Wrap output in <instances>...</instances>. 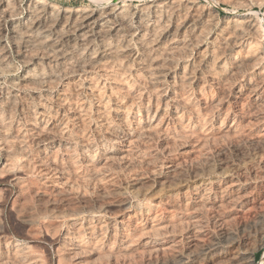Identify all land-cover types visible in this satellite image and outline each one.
<instances>
[{
    "label": "bare ground",
    "instance_id": "bare-ground-1",
    "mask_svg": "<svg viewBox=\"0 0 264 264\" xmlns=\"http://www.w3.org/2000/svg\"><path fill=\"white\" fill-rule=\"evenodd\" d=\"M29 1H31V0H29ZM89 1H97V0H89ZM103 1V0H102ZM152 1V0H151ZM154 1V0H153ZM157 1H159V0H157ZM163 1V0H162ZM185 1V0H184ZM237 1V0H236ZM254 1V0H253ZM261 1V0H260ZM19 2H20V0H19ZM46 4V2L45 1H42V0H32L29 4H27V5H25V8H26V6H27V11H26V13H25V16L21 19L20 18V20H18L17 22H11V23H9L10 24V34H11V39H12V45H13V48L16 50L15 52H23V55H25L24 54V52L26 53V55H27V57H26V61H25V64H26V66L28 67L29 66V68L30 69H26L27 70V76H28V81H30L29 80V77H30V79L32 78V76H33V78H32V80L31 81H33V82H36L37 84H41V86H49L50 84H52V83H56L55 81L60 77V76H63V75H75V74H77V75H83L84 76V78H85V80H86V83H87V89H88V94L95 100V103H97L98 104V115H96V117L98 116V118H99V121H97V122H99V124H100V126L101 127H103L106 131H107V133L109 132V134H112L111 135V137L112 136H115V138L117 137V136H120V135H123V134H126V133H133V132H135L136 134H135V137H136V135H137V137H139V138H137V139H135V141L137 140L138 142H137V144L140 146V147H147L148 146V144L149 143H151V141L149 142V140H147L146 139V137L148 138V137H150V139H153V138H151V136H155V135H157V139H158V136H163L164 138V140H165V142H164V149L166 150V151H172V150H170V147L172 148V145L171 144H177V145H179L180 147H185L186 145H189L190 147H191V151H193L194 149L195 150H199L198 151V153H200L201 152V150H204L203 149V147H205L206 146V144H208L207 146H209V145H211V144H213V142H214V145L215 144H217V142H218V144L217 145H213V149L215 150V153H216V151L217 152H221V149H223V148H221V143H223V141L224 140H228V141H230V143L233 145V146H237L238 147V145L240 144V142L242 143L244 140L246 141H248L247 143H249L251 146L250 147H252V149H257L256 147V145L257 144H264V54H263V52H262V50L263 49H261V45H260V43H261V41L260 40H262V36L264 35L263 34V30L261 29V26H259V21H258V23L257 22H255V20L254 19H252V18H250V16H249V14H246V13H243V14H235L234 15V18L232 19H229V20H231L230 21V23H229V25H227L226 27H222L221 28V30H217L218 31V33H215V36H214V34H213V36L211 35V31H210V28H209V31H203L204 29L202 28V31H200V30H198L199 29V26H201L200 24H202L201 22H199L198 20H189V22H187V20L186 21H181V20H179V22L178 23H176L175 22V24H166V23H168V22H166L167 21V9H164L163 8V5L161 6L160 4H158V2H156L155 3V1H154V3L153 2H150L151 4L149 5V6H146L145 8H148L147 10H145V11H142V13L141 12H139L140 14L139 15H137L136 17H135V19H133L132 18V20H129L128 19V16L126 15V13L124 12V6H122V7H115V6H113V5H115V4H106L105 6H103V5H101V7H99L98 9H95V10H88L87 9V7L85 8H82V7H78V8H74V9H70L69 7L68 8H62V9H60V7L59 8H55L54 6H49V4H48V6H46L44 3ZM52 2V1H51ZM165 2V1H164ZM173 2H176V1H174L173 0ZM178 2V1H177ZM235 2V1H234ZM255 2H256V0H255ZM11 3H13V2H11V0H10V2L8 1V0H0V15L1 14H3V15H5V16H8V17H12L11 15V13H12V11H13V9H11L13 6L11 5ZM103 3V2H102ZM123 3V2H122ZM153 3V4H152ZM160 3V2H159ZM171 3V2H170ZM184 3V2H183ZM182 3V4H183ZM187 3V2H186ZM192 3V2H191ZM195 3V2H194ZM237 3V2H236ZM242 3V2H241ZM247 3H248V1H247ZM250 3V2H249ZM124 4V3H123ZM147 4V3H146ZM149 4V3H148ZM163 4V3H162ZM166 4V3H165ZM172 4V3H171ZM176 4V3H175ZM180 4V3H179ZM179 4H177V5H179ZM51 5V4H50ZM52 5H53V3H52ZM139 5V4H138ZM187 5V4H186ZM195 5L197 6V4L195 3ZM205 5V4H204ZM211 5V4H210ZM12 6V7H11ZM85 6V5H84ZM142 6V5H141ZM144 6V5H143ZM165 6H167V5H165ZM180 6V5H179ZM188 6V5H187ZM186 6V7H187ZM248 6V5H247ZM15 7V6H14ZM67 7V6H66ZM98 7V6H97ZM137 7V6H136ZM139 7V6H138ZM168 7V6H167ZM171 7V6H170ZM177 7V6H176ZM176 7H174V8H176ZM184 7V9H185V6H183ZM197 7H199V6H197ZM251 7V6H250ZM16 8H18V7H16ZM88 8H90V7H88ZM139 8H141V7H139ZM144 7H142V9H143ZM166 8V7H165ZM173 8V7H172ZM172 8H169V9H171L172 10ZM188 8H189V6H188ZM190 8H191V5H190ZM200 8V7H199ZM201 8H202V6H201ZM92 9V8H91ZM128 8L126 7V9L125 10H127ZM134 9V8H133ZM138 9V8H137ZM178 9V8H177ZM183 9V8H182ZM182 9H180V11L182 10ZM140 10V9H139ZM144 10V9H143ZM170 10V11H171ZM186 10V9H185ZM184 10V11H185ZM191 10V9H190ZM194 10H196V9H194ZM201 10V9H200ZM236 10V9H235ZM246 10V9H245ZM17 11V10H16ZM129 11V10H128ZM130 11H132V10H130ZM135 11V10H134ZM174 11V10H173ZM172 11V12H173ZM212 11V10H211ZM24 12V11H23ZM189 12V11H188ZM195 12H200V11H198V9H197V11H195ZM203 12V11H202ZM207 12V11H206ZM215 12H217V11H215ZM16 13V12H15ZM54 13V15H52ZM125 13V14H124ZM130 13V12H129ZM136 13V12H135ZM187 13V12H186ZM185 14V13H184ZM199 14V13H198ZM198 14H196L197 16H198ZM210 14V13H209ZM212 14V13H211ZM210 14V15H211ZM216 14V13H215ZM178 15V14H177ZM189 14H187V16H188ZM195 15V16H196ZM201 15V14H200ZM199 15V16H200ZM179 16V15H178ZM198 16V17H199ZM132 16H130V18H131ZM183 17V16H182ZM181 17V18H182ZM192 17H194V16H192ZM197 17V18H198ZM202 17V16H201ZM201 17H199V18H201ZM251 17H252V15H251ZM177 18V17H176ZM175 18V19H176ZM180 18V19H181ZM217 18H219V17H217ZM225 18V17H224ZM253 18H255V17H253ZM1 19V18H0ZM174 19V20H175ZM178 19H179V17H178ZM177 19V20H178ZM188 19V18H187ZM203 19V18H202ZM202 19H201V21H202ZM206 19V18H205ZM211 19V18H210ZM228 19H225V20H228ZM10 20V19H9ZM134 20V21H133ZM173 20V19H172ZM207 20V19H206ZM229 20H228V22H229ZM169 21V20H168ZM181 21V22H180ZM196 21H198L199 22V26L197 25L198 24V22H196ZM9 22V21H8ZM203 22V21H202ZM228 22H225V23H228ZM208 23H210L209 21H208ZM220 23V22H219ZM218 23V24H219ZM9 24H8V26H9ZM216 24H217V21H216ZM210 25V24H209ZM211 25H213V24H211ZM220 25V24H219ZM218 25V26H219ZM223 25H225V24H223ZM213 26H215V25H213ZM204 27V26H203ZM220 27V26H219ZM6 28V27H5ZM264 28V27H263ZM205 29H207V28H205ZM215 29H216V27H215ZM9 30V29H8ZM7 31V30H6ZM215 31V30H214ZM216 31V32H217ZM4 33V32H3ZM9 36V35H8ZM3 37V36H2ZM202 37H204V39L205 38H209V39H211V40H209L210 41V49H208V54L207 53H205L204 52V55L203 56H201V57H203V58H206L205 60H206V64L204 63V60H203V63L205 64V68L203 69L204 70V79L205 80H202L203 78L201 77V75L198 73V74H196V70H194V67H193V64L191 65V63H188V64H183L182 63V58L185 56V54L186 53H183V51L185 50V52H186V50H192V48H195L197 51H195V54H196V56L198 55H202L203 53H201L202 51H203V48L201 47V40H202ZM213 37V38H212ZM204 39H203V41H204ZM11 42V41H10ZM207 42V41H206ZM7 43V42H6ZM133 43H135V44H133ZM208 43V42H207ZM204 44V43H203ZM209 45V44H208ZM3 47H4V45H3ZM136 47L137 48H139V50L141 51V55L143 56V61L140 63V66H141V69H142V71H143V73H144V78H143V82L146 84V86H147V88H148V91L150 92V95H149V97L147 96H145L144 95V97L145 98H147L146 100H147V103L144 105L145 107L142 109L143 111H144V115H145V118H144V115H143V119H142V117L141 118H132V120L131 121H129V119L128 118H130V117H127V116H125L124 115V109L125 108H127L129 105H131V103L132 102H134V100H136V93H135V89H134V87H133V84L134 83H132V81L129 79L130 77V75L131 74H129V76H128V73H130V72H128L129 70H127V68H129V66H132V65H128L127 66V64H126V62L132 57V56H134L135 54H136ZM205 47V46H204ZM209 47V46H208ZM207 47V48H208ZM1 48H2V46H1ZM200 48H202V49H200ZM201 51H200V50ZM1 50V49H0ZM6 50V49H5ZM187 51V52H188ZM206 51V50H205ZM18 53V54H19ZM137 53H139L138 52V49H137ZM189 53V52H188ZM194 53V52H193ZM201 53V54H200ZM7 54V53H6ZM6 54H4V52H2V51H0V64L2 63L3 64V60H4V57L6 56ZM5 55V56H4ZM25 55V56H26ZM138 55V54H137ZM189 55V54H188ZM192 55V54H191ZM136 56V55H135ZM197 56V58H199ZM187 58H188V56H186ZM11 58V57H10ZM139 58H140V56H139ZM22 60H24V58H21ZM184 59V58H183ZM188 59H190V58H188ZM188 59H187V61H188ZM12 60V59H11ZM134 61L136 60V59H133ZM133 60H131V61H133ZM194 60V59H193ZM196 60V59H195ZM199 60H201L200 58H199ZM198 60V62H200ZM136 61H139V60H136ZM135 61V62H136ZM197 61V60H196ZM202 61V60H201ZM4 62H6L5 60H4ZM22 62V61H21ZM24 62V61H23ZM130 62V61H129ZM43 63L44 64H46L47 65V67H48V71H46V69H44L43 68ZM131 63V62H130ZM193 63V62H192ZM195 63H197V62H195ZM137 64H139V63H137ZM134 65H136V63L134 64ZM172 65H179V67H180V69H179V71H177L178 73L175 75V74H173V72H172V74L173 75H171V77L169 76V71H170V68H171V66ZM203 65V64H202ZM30 66H32V69L33 68H36V69H38V74H36L32 69H31V67ZM185 66H188V67H185ZM197 66V64H195V67ZM201 66V65H200ZM1 68H2V66H0ZM47 67H45V68H47ZM133 67V66H132ZM137 67H138V65H137ZM44 69V71H46L47 72V74H45L44 73V71L42 72L41 70H43ZM135 68V67H134ZM131 69V68H130ZM136 69V68H135ZM134 69V70H135ZM139 69V68H138ZM199 69V68H198ZM1 70V69H0ZM3 70V69H2ZM1 70V71H2ZM5 70V69H4ZM25 70V71H26ZM176 70V69H175ZM37 71V70H36ZM130 71H132V70H130ZM138 71V70H137ZM253 71H255V72H253ZM32 72H34L33 74L34 75H32L31 73ZM42 72V73H41ZM139 72V71H138ZM175 72V71H174ZM198 72H200V71H198ZM251 72H253L252 74H251ZM97 73H100V75L101 76H103L104 78H102V79H104L105 81L107 80V81H109L108 83L109 84H107V85H109L108 87H109V94H112L111 95V99H112V101H113V103H112V108L113 109H115V110H117V112H115L117 115H115V116H117V118H115V119H118L119 120V123H120V126H121V129H114V128H111L110 127V124H109V120L111 119H109V120H107L110 116L108 115L109 114V112L111 113V111L112 110H110V106H108L109 104H107L106 103V101H105V99H104V91H103V86H104V82H103V84H102V86L100 85V81H98V79L97 78H95V74L96 75H99V74H97ZM132 73V72H131ZM136 73V72H135ZM134 73V74H135ZM142 73V72H141ZM140 73V74H141ZM169 73V74H168ZM176 73V72H175ZM202 73V72H201ZM3 74V73H2ZM138 74V73H137ZM99 75V76H100ZM143 75V74H142ZM175 75V76H174ZM23 76V75H22ZM132 76V75H131ZM140 76V75H139ZM165 76H169V77H167L169 80V82H171L172 83V85H173V89H172V86H171V89L172 90H166V89H162L163 87V85H162V81L164 80L165 81ZM77 77V76H76ZM79 77V76H78ZM136 77H138L137 75H136ZM24 78V77H23ZM62 78V77H61ZM66 78V77H65ZM99 78V77H98ZM202 78V79H201ZM26 79H27V77H26ZM72 79V78H71ZM70 79V80H71ZM81 79V78H80ZM136 79H138V78H136ZM66 80V79H65ZM25 81V80H24ZM22 82V83H24L23 85H25V82ZM27 81V80H26ZM58 81H60V80H58ZM75 82L76 81V79L75 80H72V82ZM82 81H84L83 79H82ZM136 81V80H135ZM134 81V82H135ZM138 81V80H137ZM205 81L206 82H209L211 85H213V87H215V89H217L215 92L217 93V96H212L211 94L209 95V93L211 92V90H210V92L208 93V94H204V93H206V92H203V94H202V90L203 89H201V88H203V84L205 83ZM72 82H70V83H72ZM78 82L79 81H77V84H78ZM81 82V81H80ZM142 82V83H143ZM27 83V82H26ZM31 83V82H30ZM66 83H68V82H66ZM76 83V82H75ZM193 83H195V86H194V91L191 89L192 87V85H193ZM209 83H207V84H209ZM21 84V83H20ZM29 84V83H28ZM37 84H33V85H36V87L38 86ZM58 84V83H57ZM74 84V83H73ZM74 85L73 87H72V90H70V93L72 94V95H74L75 96V98H73V99H75L76 100V98H78V97H76V96H80L79 95V90H81L82 88L81 87H78V85ZM80 84V83H79ZM84 84V83H83ZM137 84H139V83H137ZM22 85V86H23ZM53 85V84H52ZM51 85V86H52ZM62 85V84H61ZM69 85V87H68V90H69V88L71 87L70 86V84H68ZM168 85V84H167ZM40 86V87H41ZM56 86V85H55ZM136 86H138V85H136ZM26 87V86H25ZM67 87V86H66ZM164 87L166 88V86H165V84H164ZM81 88V89H80ZM136 88V87H135ZM209 88V87H208ZM56 89V88H55ZM63 89V88H62ZM61 89V90H62ZM65 89V88H64ZM63 89V90H64ZM71 89V88H70ZM146 89V88H145ZM170 89V88H169ZM207 89V88H206ZM226 89H230V90H226ZM30 90V89H29ZM60 90V91H61ZM105 90V89H104ZM107 90V89H106ZM140 90H141V88H140ZM34 91V90H33ZM39 91V90H38ZM59 91V93L56 95V96H54V99H50V97H52V95L51 96H49V99L50 100H52L53 102H55V103H57V104H59V105H61V107H66V109L68 110L69 109V111L70 112H72V115L74 116L73 118H75L76 120H77V122H79V126H80V124H81V126L82 127H88L89 126V124L88 123H86V121L84 120V118H85V112H86V108L87 107H89V106H87L85 109H84V107L83 106H81V105H79V104H77V103H79L78 102V100H77V103H75L74 105H69V104H66L67 102H66V100H65V98H67L68 99V97L70 98V96H68V97H66L65 95H64V93H61ZM65 91V90H64ZM82 91V90H81ZM84 91H85V89H84ZM194 92V96H195V99H194V97H192V94H191V92ZM204 91V90H203ZM206 91V90H205ZM214 91V90H213ZM86 92V93H87ZM26 93V92H25ZM33 93V92H32ZM57 93V92H56ZM69 93V94H70ZM141 93V92H140ZM139 93V91H138V93H137V95L138 94H140ZM143 93V92H142ZM145 93H146V91H145ZM215 93V94H216ZM39 94V93H38ZM148 94V93H147ZM34 95V94H33ZM36 95V94H35ZM87 95V94H86ZM85 95V96H86ZM84 96V97H85ZM88 96V95H87ZM107 96H108V94H107ZM141 96V95H140ZM143 96V95H142ZM10 97V96H9ZM21 97V96H20ZM34 97V96H33ZM47 97V96H46ZM73 97V96H72ZM89 97V96H88ZM143 97V98H144ZM8 98V97H7ZM12 98V97H11ZM27 98V97H26ZM35 98V97H34ZM81 98V97H80ZM80 98H78V99H80ZM174 99L175 100V106L174 105H172V106H170L169 108H167V111H166V109H165V111H166V114L168 113L171 117H172V119L175 121V123L174 124H176V130L177 131H175V130H170L171 128L169 127V129H168V127H167V124H168V121L166 122V118H163L162 117V115H164L163 114V112H162V114H161V112L160 111H164V110H162L163 108H165V106L163 105V103H165L166 104V102H168L167 100H169V99ZM33 99V98H32ZM72 99V98H71ZM72 99V100H73ZM91 99V98H90ZM110 99V98H109ZM226 99H229L230 100V104L233 106V108H234V111L232 112L231 111V109H230V107H229V110H227V112H226V110H224V112H223V115L221 116V113L222 112H220V113H218V114H216V112L217 111H221V109L223 108V103L225 102V101H227ZM4 100L6 101V99L4 98ZM7 100H9V99H7ZM15 100V99H14ZM13 100V101H14ZM23 100V99H22ZM25 100L27 101V99H25L24 98V101L23 102H25ZM37 100V99H36ZM36 100H35V102H36ZM45 100V99H44ZM48 100V99H47ZM47 100H46V103H47ZM72 100L70 101V102H72ZM82 100H83V97H82ZM88 100V99H87ZM174 100H172L173 102H174ZM11 101V100H10ZM13 101H11V104L13 103ZM30 101V100H29ZM28 101V102H29ZM39 102H40V100H38ZM89 101V100H88ZM87 101V102H88ZM107 101H108V99H107ZM111 101V102H112ZM170 101V100H169ZM4 102V101H3ZM7 102V101H6ZM18 102V101H17ZM32 102V101H31ZM30 102V103H31ZM39 102H37V103H39ZM44 102V101H43ZM75 102V101H74ZM73 102V103H74ZM92 102V101H91ZM110 102V101H109ZM138 102V101H137ZM139 102H141V100L139 101ZM146 102V101H145ZM151 102V103H150ZM171 102V101H170ZM2 103V102H1ZM14 103H16V101L14 102ZM33 103V102H32ZM41 103V102H40ZM39 103V104H40ZM45 103V107H46V104ZM69 103V102H68ZM72 103V104H73ZM85 103V102H84ZM152 104L153 103V105H155V106H153L154 107V109H152V108H148V107H150L149 105L150 104ZM172 103V102H171ZM226 103V102H225ZM228 103V102H227ZM11 104H9V102H8V104H7V107L8 108H10L11 107ZM17 104H21V102L19 103H17ZM16 104V105H17ZM25 104V103H24ZM28 104V103H27ZM35 104V103H34ZM42 104V103H41ZM41 104H40V106H39V111H40V113H44L45 112V109L47 108H45V107H43V106H41ZM50 104V103H49ZM81 104V103H80ZM139 104V103H138ZM137 104V105H138ZM168 104V103H167ZM87 105V104H86ZM86 105H84V106H86ZM136 105V104H135ZM140 105V106H139ZM138 106L139 107H141L142 108V106H141V104H139ZM162 106L163 105V108L162 109H160V108H158V106ZM170 105V104H169ZM22 106H24L23 104H22ZM28 107H34V105L32 106V105H27ZM37 106V105H36ZM50 106V105H49ZM58 106V105H57ZM133 106V105H132ZM157 106V107H156ZM227 107H228V105H226ZM27 107V108H28ZM94 107H95V105H94ZM167 107V106H166ZM198 107H199V109H198ZM35 108H37V107H35ZM58 108V107H57ZM92 108V107H91ZM129 108V107H128ZM136 108V107H135ZM135 108H134V110H135ZM140 108V109H141ZM5 109V107L4 106H2V105H0V116H1V113H2V111ZM23 109V108H22ZM29 109H32V108H29ZM29 109H27L26 111H29ZM48 109H50V107L48 108ZM63 109V108H62ZM90 109V108H89ZM94 109V108H93ZM96 109V108H95ZM96 109V110H97ZM133 109V108H132ZM11 109H9V111H10ZM24 110V109H23ZM66 110V111H67ZM92 110V109H91ZM91 110H87V111H91ZM131 110V109H130ZM133 110V111H134ZM137 110H139V109H137ZM186 110L192 115L191 117H188L189 115H187V117H186V115H185V112H186ZM8 111V110H7ZM32 111H35L34 110V108H33V110ZM31 111V112H32ZM47 111V110H46ZM49 111V110H48ZM47 111V112H48ZM64 111V110H63ZM62 111V112H63ZM92 111H94V110H92ZM91 111V112H92ZM14 112V111H13ZM23 112V111H22ZM47 112H46V114L45 115H47ZM50 112V111H49ZM53 112V111H52ZM58 112V111H57ZM61 112V111H60ZM97 112V111H96ZM127 112V111H126ZM187 112V114H189ZM24 113H25V111H24ZM37 113H38V110H37ZM87 113V112H86ZM128 113H130L129 111H128ZM138 113V115L140 116V114H139V112H137ZM5 115H6V113H4ZM51 114V113H50ZM57 114V113H56ZM69 114V113H68ZM88 114H90V113H88ZM93 114V113H92ZM126 114V113H125ZM143 114V113H142ZM165 114V115H166ZM216 114V115H215ZM21 115H23V114H21ZM29 115V114H28ZM38 115V114H37ZM37 115H35V117L37 116ZM87 115V114H86ZM130 115V114H129ZM168 115V116H169ZM9 116V115H8ZM27 116V115H26ZM26 116H25V118H26ZM32 116V115H31ZM41 116H43V115H41ZM53 116H54V114L52 113V118H53ZM61 116V115H60ZM64 116V115H63ZM93 116V115H92ZM95 116V115H94ZM107 116H108V118H107ZM113 116V115H112ZM142 116V115H141ZM6 117V116H5ZM28 117V116H27ZM30 117V116H29ZM28 117V118H29ZM33 117V116H32ZM47 116H45V117H42V119L43 118H46ZM50 117V116H49ZM54 117H56V116H54ZM90 116H88V119L89 120H91V118H89ZM95 117V118H96ZM11 118V117H10ZM10 118H7V120L9 121V119ZM28 118H26V120H28ZM37 118V117H36ZM48 118V117H47ZM46 118V119H47ZM57 118V117H56ZM62 118V117H61ZM94 118V119H95ZM168 118V117H167ZM6 118H4L3 119V121L5 120ZM12 119V118H11ZM10 119V120H11ZM32 119V118H31ZM34 119V118H33ZM49 119V118H48ZM48 119H47V121H48ZM58 120L60 119L59 118V115H58V118H57ZM64 120H65V118H63ZM69 120H70V118H68ZM97 119V118H96ZM95 119V120H96ZM114 119V120H115ZM166 119V120H165ZM169 119H171L170 117H169ZM25 120V121H26ZM35 120V119H34ZM34 120L32 121V120H30L29 119V121H32V123H34ZM43 120H45V119H43ZM50 120V119H49ZM53 120V119H52ZM52 120H50V122L52 121ZM71 120H72V118H71ZM74 120V119H73ZM72 120V121H73ZM86 120H87V118H86ZM112 120V119H111ZM172 120V121H173ZM209 120H215L214 122H215V125L213 124V126H212V124H210L209 122ZM2 121V119H1V117H0V125H1V128H2V131H4V130H6V129H4V126H6V125H4L3 126V124L5 123V122H3ZM17 121V120H16ZM37 121H39V120H37ZM3 122V123H2ZM10 122V121H9ZM12 122V121H11ZM24 122V121H23ZM41 122V121H40ZM40 122H38V123H40ZM43 122H45V121H43ZM49 122V123H50ZM65 122H67V120L65 121ZM94 122V121H93ZM171 122V121H170ZM8 123V122H7ZM64 123V122H63ZM70 123V122H69ZM75 123H76V121H75ZM95 123V122H94ZM111 123V122H110ZM172 123V122H171ZM9 124V123H8ZM31 124V123H30ZM50 124H52V123H50ZM65 124H67V123H64V125ZM71 124H72V122H71ZM78 124V123H77ZM10 125H11V123H10ZM10 125H9V128H10ZM19 125V124H18ZM21 127H22V122H21ZM20 125H19V127H20ZM24 125V124H23ZM27 125H28V122H27ZM34 125V124H33ZM43 125V124H42ZM49 125V124H48ZM70 125V124H69ZM112 125H113V122H112ZM118 125V124H117ZM172 125V124H171ZM30 126V125H29ZM29 126H27V127H29ZM38 126V125H37ZM75 126H76V124H75ZM93 126V125H92ZM96 126H98V125H96ZM114 127H115V124L113 125ZM173 126V125H172ZM12 127V126H11ZM15 127H16V124H15ZM18 127V128H19ZM32 127V126H31ZM43 127H45V126H43ZM42 127V128H43ZM99 127V126H98ZM173 127H175V126H173ZM8 128V127H7ZM24 128V127H23ZM35 128V127H34ZM39 128V127H38ZM47 128V127H46ZM49 128V130H45V131H43V130H41L42 132H39L38 130H40V129H38L37 130V128H36V130L37 131H33L34 133L35 132H39V133H37L36 135H37V137L36 138H38L39 137V140L40 141H45V140H47V139H50V138H52V137H58V138H63V140L64 139H67V138H69L70 137V132H72V131H70L69 133L66 131V129H67V126H65V129H64V127L62 126V124L61 123H59V122H54L53 123V125H52V128L51 127H48ZM47 128V129H48ZM77 128V127H76ZM89 129H90V127H88ZM103 128H101V129H103ZM119 128V127H118ZM11 129V128H10ZM16 129V128H15ZM14 129V130H15ZM20 129V128H19ZM25 129V128H24ZM28 129V128H27ZM69 129V128H68ZM78 129V128H77ZM80 129H81V127H80ZM84 129V128H83ZM82 129V130H83ZM92 129V128H91ZM96 129V128H95ZM174 129V128H173ZM8 130V129H7ZM6 130V131H7ZM22 130V129H21ZM26 130V129H25ZM32 130H34L33 129V127H32ZM85 130H86V128H85ZM84 130V131H85ZM98 130V129H97ZM17 131V130H16ZM15 131V132H16ZM69 131V130H68ZM89 130H87V132H88ZM93 131V130H92ZM91 131V132H92ZM96 131V130H95ZM94 131V132H95ZM101 131V130H100ZM9 132V130L7 131V133ZM20 132H22V131H20ZM25 132V131H24ZM24 132H22V134H24ZM29 132V131H28ZM78 132L79 133H77V132H74V133H76V136H75V138L76 139H79L77 142H79L80 140L81 141H87V139L88 138H90L91 139V137H86L85 136V134H86V131L83 133V131H79L78 130ZM4 133V132H3ZM30 133V132H29ZM28 133V134H29ZM32 133V132H31ZM96 133H98L99 134V132H96ZM95 133V134H96ZM2 134V133H1ZM5 134V133H4ZM25 134H26V132H25ZM24 134V138H26L25 136H27V135H25ZM92 134V133H91ZM101 134V133H100ZM7 135V134H6ZM9 135H12V134H10L9 133ZM15 136H12V137H14V141L17 143V147H19V148H25L24 146L26 145L27 146V144H25V143H23L24 142V138H23V135H21L19 132L17 133V134H14ZM30 135V134H29ZM35 135V134H34ZM35 135V136H36ZM97 135V134H96ZM95 135V136H96ZM104 135H106V134H104ZM32 136V135H31ZM93 136V135H92ZM99 136V135H98ZM101 136V135H100ZM109 136V135H108ZM123 136H126V135H123ZM131 136V135H130ZM133 136H134V134H133ZM1 137L2 138H4V135L2 136L1 135ZM0 137V138H1ZM10 137V136H9ZM9 137H7L6 138V136H5V138L4 139H9ZM28 137V136H27ZM134 137V138H135ZM29 138H32V140L30 141V142H32L33 141V137H29ZM55 138H53V139H55ZM93 138V137H92ZM95 138V137H94ZM101 138V137H100ZM102 138H104L103 136H102ZM101 138V139H102ZM118 138H120V137H118ZM131 138V137H130ZM162 138V137H161ZM160 138V139H161ZM10 139H12V138H10ZM27 139V138H26ZM69 139H71V138H69ZM121 139V138H120ZM124 139V138H123ZM36 140V139H35ZM57 140V139H56ZM117 140V139H116ZM131 140H133V139H131ZM38 141V140H37ZM80 141V142H81ZM98 141V140H97ZM101 141V140H100ZM125 141V140H124ZM128 141V140H127ZM127 141H125V142H127ZM134 141V142H135ZM154 141V140H153ZM158 141V140H157ZM161 141H162V139H161ZM1 142V141H0ZM5 144H7L6 142H5V140L3 141ZM7 142H11V141H7ZM39 142V141H38ZM50 142V141H49ZM66 142V141H65ZM64 142V143H65ZM71 142V141H70ZM91 142V141H90ZM124 142V143H125ZM149 142V143H148ZM216 142V143H215ZM226 142V141H225ZM28 143V142H27ZM52 143H53V141H52ZM75 143V142H74ZM92 143V142H91ZM129 143H130V141H129ZM132 143V142H131ZM136 143V142H135ZM154 143H156V141H154ZM246 143V144H247ZM1 144H3V143H1ZM4 144V146H6ZM10 144H12V142L10 143ZM14 144V143H13ZM23 144H24V146H23ZM42 144V143H41ZM51 144V143H50ZM79 144V143H78ZM133 144V143H132ZM229 144V143H228ZM228 144H225V145H228ZM243 144V143H242ZM245 144V143H244ZM9 145V143L7 144V146ZM49 145V144H48ZM73 145V144H72ZM82 145V144H81ZM108 145V144H107ZM120 145V144H119ZM125 145V144H124ZM147 145V146H146ZM151 145H153V144H150V146ZM163 145V144H162ZM177 145H175V146H177ZM223 145H224V143H223ZM230 145V144H229ZM261 145L260 146H258V147H261ZM10 146V145H9ZM13 146V145H12ZM14 146H15V144H14ZM13 146V147H14ZM29 146H31L30 144H29ZM40 146H42V145H40ZM46 146V145H45ZM87 146V145H86ZM127 146V145H126ZM132 146V145H131ZM149 146V147H150ZM159 146V145H158ZM161 146V145H160ZM188 146V147H189ZM263 146V145H262ZM44 147V146H43ZM63 147V146H62ZM85 147V146H84ZM124 147V146H123ZM129 147H130V144H129ZM152 147V146H151ZM163 147V146H162ZM220 147V148H219ZM227 147V146H226ZM231 147V146H230ZM241 147V146H240ZM245 148H246V146H244ZM264 147V146H263ZM6 148L8 149V147H5V148H3V149H5V152H6ZM15 148V147H14ZM67 148V147H66ZM68 148H70V147H68ZM86 148V147H85ZM115 148V147H114ZM134 147L132 146L131 148H126V149H119L118 151H116V152H111V154L109 155V157L110 158H112V157H114V158H116V160H119V161H121V163L120 164H123V166H124V164L127 166H129L130 165V163L132 164V161H135V163L136 162H139V163H145L146 165H149L150 163H152L153 164V162H154V160L153 159H150L149 157H151L152 155H150V153H149V151H148V155H150L148 158L145 156V157H143L142 155L145 153L146 154V152H147V150H146V152L144 151V153L142 154V155H140L139 153H142V152H139V153H137V151H135L136 149H137V147H136V149L134 150L133 149ZM175 147H173V151L175 150L174 149ZM209 148H211L212 149V147H210L209 146ZM234 148H236V147H234ZM10 149H11V147H10ZM27 149V148H26ZM40 149V148H39ZM38 149V150H39ZM71 149V148H70ZM74 149V148H73ZM106 149V148H105ZM115 149H117V148H115ZM114 149V150H115ZM157 148H155V151H157L156 150ZM160 149H162V148H160ZM183 149V148H182ZM187 149V148H186ZM189 149V148H188ZM193 149V150H192ZM205 149H207L206 147H205ZM211 149H207V150H211ZM227 149V148H226ZM238 149V148H237ZM260 149V148H259ZM12 150V149H11ZM14 150V149H13ZM15 150H17V149H15ZM14 150V151H15ZM23 150V149H22ZM25 150V149H24ZM23 150V151H24ZM51 150V149H50ZM52 150H53V148H52ZM54 150H55V152H57L56 150V148H54ZM53 150V151H54ZM58 150H60V149H58ZM64 150V149H63ZM86 150V149H85ZM110 150H112V149H110ZM110 150L108 149V150H106V152L107 151H109L110 152ZM145 150V149H144ZM163 150V149H162ZM177 150V149H176ZM184 150H185V148H184ZM193 151V152H197V151ZM232 150V149H231ZM18 151V154H19V152L21 153L22 151H21V149H20V151H19V149L17 150ZM33 151V150H32ZM47 151V150H46ZM65 151H66V149H65ZM69 151V150H68ZM72 151V150H71ZM74 151V150H73ZM83 151V150H82ZM139 151V150H138ZM142 151V150H141ZM166 151H165V153H166ZM188 151H190V150H188ZM205 152H206V150H204ZM204 151H202L201 152V154L204 152ZM224 151V150H223ZM228 151H230V150H228ZM234 151V150H233ZM244 151H247V149L245 150L244 149ZM252 151V150H251ZM264 151V150H263ZM263 151H261L260 150V152H263ZM7 152H9V150H7ZM42 152V151H41ZM44 152V151H43ZM49 152V151H48ZM47 152V153H48ZM52 152V151H51ZM50 152V153H51ZM87 152H89V151H87ZM161 152V151H160ZM163 152V151H162ZM178 152V151H177ZM212 152V151H211ZM226 152V151H225ZM238 152V151H237ZM240 152H241V150H240ZM257 152V151H256ZM13 153H16V151L15 152H11L10 153V155L6 158V160L5 161H9V162H13V161H11L12 159H17V162H18V160H20L19 158H16V157H14V154ZM23 153V152H22ZM39 153V152H38ZM68 153V152H67ZM71 153V152H70ZM70 153L68 154V155H70ZM74 153V152H73ZM82 153V152H81ZM92 153V152H91ZM153 153H154V151H153ZM165 153H163V154H165ZM168 153V152H167ZM187 153V152H186ZM186 153H183V154H185L186 155ZM209 153V155L210 154H212V153H210V152H208ZM208 153L206 152V156H208ZM215 153H213V155L215 154ZM234 153V152H233ZM245 153V152H244ZM252 153V152H251ZM255 153V152H254ZM258 153V152H257ZM264 153V152H263ZM13 154V155H12ZM17 154V155H18ZM30 154V153H29ZM65 154H66V152H65ZM74 154H76V153H74ZM104 154H107V153H104ZM159 154V153H158ZM157 154V155H158ZM160 154H162V153H160ZM168 154H170V153H168ZM176 154V153H175ZM183 154H180V157H181V155H183ZM188 154V153H187ZM223 154V153H222ZM225 154V153H224ZM230 154V153H229ZM238 154V153H237ZM237 154H235V155H237ZM246 154V153H245ZM260 154V153H259ZM262 154V153H261ZM3 155V154H2ZM8 155V154H7ZM16 155V154H15ZM23 155V154H22ZM21 155V157H23ZM27 155V154H26ZM35 155V154H34ZM43 155H46L45 154V152L43 153ZM55 156L54 157H56V154H54ZM72 155V154H71ZM147 155V156H148ZM156 155V157H158ZM172 155V157H175V156H173V154H170V156ZM177 155H179L178 153H177ZM190 155V154H189ZM192 156H195V155H193V154H191ZM200 155V154H199ZM199 155H197V156H199ZM203 155V154H202ZM213 155H210V156H213ZM247 155H249V153L247 154ZM251 155V154H250ZM25 156V155H24ZM37 156V155H36ZM67 156V155H66ZM76 156V155H75ZM104 156V155H103ZM162 156V155H161ZM166 156V155H165ZM187 156V155H186ZM204 156V155H203ZM203 156H201L200 155V157H203ZM223 156V155H222ZM238 156V155H237ZM243 156V155H242ZM254 156V155H253ZM256 156V155H255ZM254 156V157H255ZM257 156H258V154H257ZM256 156V157H257ZM261 156V155H260ZM18 157H20L19 155H18ZM20 157V158H21ZM27 157V156H26ZM26 157H24V158H26ZM39 157V156H38ZM41 157H42V159L43 160H40V162H45V160H44V156H42L41 155ZM59 157V156H58ZM101 157V156H100ZM153 157H154V155H153ZM153 157H151V158H153ZM163 157V156H162ZM161 157V158H162ZM184 155H183V160H184ZM189 157V156H188ZM187 157V158H188ZM199 157V158H200ZM221 157V156H220ZM231 157V156H230ZM241 157V156H240ZM255 157V158H256ZM23 158V159H24ZM29 158V157H28ZM46 158H47V155H46ZM53 158V157H52ZM69 158V157H68ZM72 158H73V155H72ZM70 159L69 158V160H73V159ZM86 158V157H85ZM89 158V157H88ZM93 158V157H92ZM92 158H90V159H92ZM109 158V159H110ZM161 158H154L155 160H157V159H161ZM190 158V157H189ZM192 158H194V157H192ZM192 158H190V160H192ZM195 158H197V157H195ZM204 158V157H203ZM225 158V157H224ZM238 158H239V156H238ZM248 158V157H247ZM246 158V159H247ZM250 158V157H249ZM259 158V157H258ZM264 158V157H263ZM5 159V158H4ZM31 158H29V160H30ZM34 159V158H33ZM48 159V158H47ZM46 159V164L48 163L47 161H49V160H47ZM51 159V158H50ZM57 159V158H56ZM56 159H52V160H56ZM65 159H67V158H65ZM89 159V160H90ZM108 159V158H107ZM109 159H108V161H109ZM169 159V158H168ZM175 159V158H174ZM180 159V158H179ZM205 159V158H204ZM204 159H203V161H204ZM208 159H209V157H208ZM210 159H211V157H210ZM217 159V158H216ZM245 159V160H246ZM261 159V158H260ZM22 160V159H21ZM26 160H28V159H26ZM25 159H24V161L23 162H25L26 161ZM29 160L28 161H26V163L28 162L29 163ZM61 160V159H60ZM84 160V159H83ZM98 160H100V158L98 159ZM105 160V159H104ZM111 160V159H110ZM171 160V159H170ZM173 160V159H172ZM178 160V159H177ZM181 160V159H180ZM179 160V162H182V164H183V161H180ZM186 160V159H185ZM188 160V159H187ZM186 160V161H187ZM196 160V159H195ZM197 160H198V158H197ZM196 160V161H197ZM200 160H201V158H200ZM226 161L228 160V158L227 159H225ZM225 160H223V161H225ZM35 162H36V158H35V160H34ZM59 161V160H58ZM63 161H64V159H63ZM67 161V160H66ZM102 161V160H101ZM100 161V162H101ZM106 161V160H105ZM118 161V162H119ZM169 161V160H168ZM189 161V160H188ZM187 161V162H188ZM205 161H206V159H205ZM208 161V160H207ZM222 161V162H223ZM3 162V161H2ZM15 162V161H14ZM14 162H13V164H14ZM16 162V163H17ZM65 162V161H64ZM73 162V161H72ZM72 162H71V164H72ZM85 162V161H84ZM92 163H93V161H91ZM94 162H95V160H94ZM97 162V161H96ZM99 162V161H98ZM111 162V161H110ZM123 162V163H122ZM159 161H157V163H158ZM161 162H162V160H161ZM160 162V163H161ZM170 162H172V161H170ZM169 162V163H170ZM174 162H175V160H174ZM193 162V161H192ZM198 162H199V160H198ZM201 162V161H200ZM247 162V161H246ZM6 163V162H5ZM8 163V162H7ZM32 163V162H31ZM58 163V162H57ZM56 163V161H51L50 160V162H49V167H52L51 169L50 168H48V169H50V170H53L54 169V172H55V169L56 168H58V165L59 164H57ZM77 163V162H76ZM91 163V164H92ZM104 163H106V162H103V164ZM113 163H114V161H113ZM168 163V164H169ZM176 163H177V161H176ZM175 163V164H176ZM227 163H229V162H227ZM13 164L11 165V166H13ZM24 164V163H23ZM33 164V163H32ZM32 164H30V166L32 165ZM44 164V163H43ZM46 164H44V165H46ZM74 164V163H73ZM79 164V163H78ZM112 164V163H111ZM110 164V165H111ZM134 164V163H133ZM130 165V166H134V165ZM151 164V165H152ZM174 164V163H173ZM174 164V165H175ZM182 164H180V165H182ZM192 164V163H191ZM196 164H199V163H197L196 162ZM196 164H194V165H192V166H194V167H196L195 165ZM206 164V163H205ZM208 164H209V162H208ZM207 164V165H208ZM211 164V163H210ZM220 164V163H219ZM248 164V163H247ZM262 164V163H261ZM4 165V164H3ZM17 164H15V166H16ZM29 165V164H28ZM27 165V166H28ZM37 165V164H36ZM76 165V164H75ZM93 165V164H92ZM101 165H102V163H101ZM101 165H99V166H101ZM139 165V164H138ZM151 165H149V168L150 169H153L152 168V166ZM161 165V164H160ZM160 165H159V167L158 168H160ZM170 165V164H169ZM177 165V164H176ZM175 165V166H176ZM179 165V166H180ZM190 165V164H189ZM222 165V164H221ZM230 165V164H229ZM7 166H10L9 165V163H8V165ZM14 166V167H15ZM21 166V165H20ZM24 166V165H23ZM22 166V167H23ZM29 166V167H30ZM33 166V165H32ZM31 166V167H32ZM77 166V165H76ZM87 166V165H86ZM85 166V167H86ZM96 166V165H95ZM93 167V171L91 170V172H92V175H90V176H92L93 178H95V179H99V180H101L99 177H100V171L98 172V169L96 168V167ZM112 166H114L115 167V165L114 164H112ZM119 166V165H118ZM130 166L128 167V170H129V168H130ZM151 166V167H150ZM168 166V165H167ZM175 166L174 167H172V168H175ZM186 166V163H185V165H184V167ZM200 166V168H201V165H198V167ZM215 166V165H214ZM228 166V165H227ZM231 166H232V164H231ZM231 166H228V167H230L231 168ZM26 167V166H25ZM29 167H27L28 169H29ZM39 167H41L40 165H39ZM39 167H37L38 169H39ZM75 168V166L74 165H72V168ZM81 167V166H80ZM97 167H98V165H97ZM109 167V166H108ZM108 167H107V170H108ZM120 167V166H119ZM125 167V166H124ZM136 167V166H135ZM135 167H133L134 168V170H136V168ZM139 167V166H138ZM137 167V168H138ZM153 167H155L156 169H158L156 166H154L153 165ZM170 167V166H169ZM181 167H183V166H181ZM189 167V166H188ZM191 167V166H190ZM190 167H189V170H190ZM198 167H196V168H198ZM202 167H203V163H202ZM209 167V166H208ZM220 167V166H219ZM221 167H225V166H221ZM220 167V168H221ZM227 167V168H228ZM236 167V166H235ZM24 168V167H23ZM63 168V167H62ZM62 168H60V169H62ZM73 168V169H74ZM79 168V167H78ZM77 168V169H78ZM88 168V167H87ZM87 168L85 169L86 171H87ZM91 168V167H90ZM96 168V169H95ZM105 168V167H104ZM116 168V167H115ZM126 168V167H125ZM144 168H145V166H144ZM147 168V167H146ZM155 168L153 169V170H151L153 173H154V171H155ZM168 168V167H167ZM177 168V167H176ZM175 168V169H176ZM199 168V169H200ZM206 168H207V166H206ZM211 168H213V167H211ZM219 168V169H220ZM227 168L225 167V169H226V171H227ZM10 169H12V168H10ZM14 169V168H13ZM20 169V168H19ZM31 169V168H30ZM29 169V170H30ZM42 169V168H41ZM77 169H75V172H76V170ZM83 169V168H82ZM89 169V168H88ZM97 170V171H95V170ZM101 169V168H100ZM99 169V170H100ZM132 169V168H131ZM131 169H130V171H131ZM186 169V168H185ZM184 168H183V170H185ZM199 169H196L195 170V168H194V172H198V170ZM205 169V168H204ZM218 169V168H217ZM218 169V170H219ZM224 169V170H225ZM233 169V168H232ZM235 169V168H234ZM237 169V168H236ZM239 169V168H238ZM6 170H8V168L6 169ZM22 170V169H21ZM26 170V169H25ZM32 170H33V167H32ZM36 170V169H35ZM34 170V171H35ZM50 170H49V173H50ZM58 170V169H57ZM107 170L105 171V170H102V171H105V172H107ZM118 170V169H117ZM125 170V169H124ZM127 170V171H128ZM133 170V169H132ZM172 170V169H171ZM177 170L178 169H176L175 171H176V173H179V172H177ZM182 170V169H181ZM202 170V169H201ZM200 170V171H201ZM208 169H206V171H207ZM220 170H222V169H220ZM258 170V169H257ZM9 171V170H8ZM27 171V170H26ZM45 171H47V170H45ZM44 171V172H45ZM59 171V170H58ZM57 171V172H58ZM61 171V170H60ZM65 171V170H64ZM74 171V170H73ZM83 172H84V169L82 170ZM119 171V170H118ZM151 171H149V172H151ZM170 171V170H169ZM168 171V172H169ZM174 171V169L172 170V173L173 172H175ZM179 171V170H178ZM191 171V170H190ZM192 171V172H193ZM199 171V172H200ZM231 171V170H230ZM238 171V170H237ZM255 171V170H254ZM12 172V171H11ZM20 172V171H19ZM23 172V171H22ZM21 172V173H22ZM25 172V171H24ZM23 172V173H24ZM38 172H39V170H38ZM37 171H36V174L38 173ZM48 172V171H47ZM53 172V171H52ZM53 172V174L55 175V173ZM70 172V171H69ZM74 172V173H75ZM89 172V171H88ZM158 172V171H157ZM184 172V171H183ZM193 172V173H194ZM202 172V171H201ZM208 172H210V171H208ZM259 172H261V171H259ZM22 173V174H23ZM27 173H29V172H27ZM35 173V172H34ZM33 172H31V174H34ZM46 173V172H45ZM44 173V174H45ZM71 173V172H70ZM73 173V172H72ZM73 173V174H74ZM81 172H77V174H80ZM87 173V172H86ZM90 173V172H89ZM111 173V172H110ZM127 173V172H126ZM129 173V172H128ZM133 173V172H132ZM155 173H156V171H155ZM154 173V174H155ZM159 173V172H158ZM171 173V172H170ZM181 173V172H180ZM206 173V172H205ZM204 173V174H205ZM242 173H244V170H243V172ZM262 173V172H261ZM260 173V174H261ZM1 174H3V172L2 173H0V176H1ZM13 174V173H12ZM11 174V175H12ZM30 174V173H29ZM41 174V173H40ZM66 174V173H65ZM64 174V175H65ZM81 174H83V173H81ZM107 174H108V172H107ZM107 174H103V175H107ZM157 174V173H156ZM169 174V173H168ZM183 174V173H182ZM181 174V175H182ZM196 174L197 173H195L194 175L196 176ZM202 174H203V172H202ZM206 174H208V173H206ZM238 174V173H237ZM257 174V173H256ZM43 175V174H42ZM67 175H68V173H67ZM87 175H89V174H87ZM86 175V176H87ZM102 175V176H103ZM153 175V174H152ZM186 175V174H185ZM194 175H192V176H194ZM259 175V174H258ZM257 175V176H258ZM264 175V174H263ZM71 176H73V175H71ZM101 176V177H102ZM165 176V175H164ZM167 176V175H166ZM170 176V175H169ZM176 176V175H175ZM194 176V177H195ZM198 176V175H197ZM206 176V175H205ZM207 176H209V175H207ZM253 176V175H252ZM37 177V176H36ZM47 177V176H46ZM79 177V178H78ZM105 177V176H104ZM107 177V176H106ZM157 177H159V175L157 176ZM171 177V176H170ZM172 177H173V175H172ZM181 177V179L183 178V180L185 179V176L183 175V177L182 176H180ZM188 177V176H187ZM191 177V176H190ZM261 176H259V178H260ZM26 178V177H25ZM39 178V177H38ZM56 178V177H55ZM54 178V179H55ZM62 178V177H61ZM67 178V177H66ZM77 178L80 180V179H83L84 180V178H83V176H77ZM90 178V177H89ZM93 178L91 179V181L93 180ZM113 178V177H112ZM134 178V177H133ZM132 178V179H133ZM175 177H173V178H167V179H165V180H163L161 183V185H166V186H173V185H175L176 183V185H178V181L180 180H178V178H176V179H174ZM193 178V177H192ZM203 178H205V177H203ZM207 178V177H206ZM49 180H51L50 178H48ZM53 179V178H52ZM58 178H56V180H57ZM86 179V178H85ZM137 179V178H136ZM158 179V178H157ZM201 179V178H200ZM215 179V178H214ZM234 179V178H233ZM56 180H54V181H56ZM65 180V179H64ZM69 180H71V179H69ZM73 180H75V179H73ZM79 180H78V182H79ZM89 179H87V181H88ZM98 180V181H99ZM103 180V179H102ZM109 180H110V178H109ZM151 180V179H150ZM161 180V179H160ZM199 180V179H198ZM232 180V179H231ZM237 180V179H236ZM245 180V179H244ZM36 181H37V179H36ZM53 180H52V182H54ZM66 181V180H65ZM97 181V180H96ZM144 181V180H143ZM148 181V180H147ZM158 181V180H157ZM177 181V182H176ZM185 181V180H184ZM190 181V180H189ZM206 181V180H205ZM214 181V180H213ZM215 181H216V179H215ZM222 181V180H221ZM233 181V180H232ZM235 181V180H234ZM262 181V180H261ZM50 182V181H49ZM51 182V183H52ZM57 182V181H56ZM74 182L76 183L77 181L75 180V181H73V183L71 184L70 183V185H74ZM82 182V181H81ZM80 182V183H81ZM84 182H86V181H84ZM103 182V181H102ZM102 182H99L101 185H102ZM108 182V179H107V181L105 182V183H107ZM109 182H112V181H109ZM108 182V183H109ZM126 182V181H125ZM135 182V181H134ZM140 182V181H139ZM138 182V183H139ZM142 182V181H141ZM151 182V181H150ZM159 182V183H160ZM181 182H183L182 180H181ZM185 182H188V181H185ZM217 182V184H218V182H220V181H216ZM235 182H237V181H235ZM240 182V181H239ZM39 183V182H38ZM50 183V184H51ZM58 183H60V182H58ZM88 183V182H87ZM87 183H85V184H87ZM94 184H95V182H93ZM147 184H148V182H146ZM180 183V182H179ZM192 183H194V182H192ZM197 183V182H196ZM209 182L207 181V183H203V182H201V181H199L198 182V184H197V186L196 185H193V187L194 186H196L195 187V193H194V195H195V199H196V201H199V200H201V201H203L204 199H201V198H203V196H205V195H203L202 196V194H203V191L208 187L206 184H208ZM227 183V182H226ZM28 184H29V186H32L29 182H28ZM40 184V183H39ZM53 184V183H52ZM55 184V183H54ZM63 184V183H62ZM68 185V181H67V183H65V185ZM82 184V183H81ZM80 184V185H81ZM91 184V183H90ZM89 184V185H90ZM140 184H142L143 185V183H140ZM145 184V183H144ZM186 184V183H185ZM188 184V183H187ZM225 184V183H224ZM223 184V185H224ZM41 185H43V184H41ZM64 185V184H63ZM78 186V183L77 184H75V186ZM92 185V184H91ZM97 185V184H96ZM131 185V184H130ZM130 185H129V187H130ZM134 185V184H133ZM139 185V184H138ZM146 185V184H145ZM145 185H144V187H145ZM161 185H159L160 187H161ZM180 185V184H179ZM178 185V186H179ZM182 185V184H181ZM180 185V186H181ZM191 185V184H190ZM219 185V184H218ZM227 185V184H226ZM226 185H224V187L226 186ZM43 186H46V185H43ZM76 186V189L77 188H79V187H81V186H79V187H77ZM100 186V185H99ZM108 187H110L109 185H107ZM116 186V185H115ZM114 186V187H115ZM158 186V187H159ZM186 186H188V185H185V187ZM214 186V185H213ZM227 186H229L232 190H236V188H235V186H237V185H234V184H229V185H227ZM239 186V185H238ZM258 186V185H257ZM35 187H36V185H35ZM34 187V188H35ZM47 187H48V184H47ZM51 187V186H50ZM57 187H59V186H57ZM92 187V186H91ZM98 187V186H97ZM101 187H104V184L101 186ZM101 187H99V188H101ZM106 187V186H105ZM133 187V186H132ZM131 187V188H132ZM134 187H136V186H134ZM139 187V186H138ZM142 187L143 186H140V188L142 189ZM143 187V188H144ZM147 187V186H146ZM144 188L143 190H147L148 189V187L147 188ZM159 187V188H160ZM211 187H212V185H211ZM241 187V186H240ZM239 187V188H240ZM243 187H244V185H243ZM29 188V187H28ZM27 188V189H28ZM41 188V187H40ZM55 188V187H54ZM66 188V187H65ZM64 188V189H65ZM71 188V187H70ZM73 188V187H72ZM81 188H83V187H81ZM118 188V187H117ZM178 188V187H177ZM182 188V187H181ZM180 188V189H181ZM187 188V187H186ZM190 188V187H189ZM209 188H210V186H209ZM219 188L221 189H223V187H221V186H219ZM218 188V189H219ZM245 188V187H244ZM35 189H38L39 191L41 190V189H39V188H35ZM51 189H53V186L51 187ZM56 189V188H55ZM75 189V190H76ZM84 189V188H83ZM85 189H86V185H85ZM103 189H104V191H106V189L107 188H102V190H100V191H103ZM111 189H113V188H111ZM130 189V188H129ZM136 189H137V187H136ZM156 189H157V187H156ZM155 189V190H156ZM161 189H162V187H161ZM164 189V188H163ZM170 189V188H169ZM179 189V188H178ZM177 189V190H178ZM179 189V190H180ZM213 189V188H212ZM226 189V188H225ZM228 189V188H227ZM240 189H242V188H240ZM30 190V189H29ZM34 190V189H33ZM32 190V191H33ZM37 190V191H38ZM44 191H45V189H43ZM46 190H47V188H46ZM59 190V189H58ZM60 190H61V188H60ZM59 190V191H60ZM63 190V189H62ZM73 190H74V188H73ZM74 190V191H75ZM78 190H82V189H78ZM107 190H109V189H107ZM118 190V189H117ZM155 190H154V193H155ZM157 190H160V189H157ZM171 190H173V189H171ZM175 190V189H174ZM193 189H191V191H192ZM245 190V189H244ZM250 190V189H249ZM34 191H36V190H34ZM51 191V190H50ZM65 191V190H64ZM68 192H69V190H67ZM67 191L66 192H63V193H67ZM70 191H71V189H70ZM132 191H134V190H132ZM135 191H137V190H135ZM134 191V192H135ZM138 191H140V189L138 188ZM165 191V190H164ZM164 191H163V193L162 194H164ZM166 191H168V194L167 195H169V191L170 190H166ZM182 191V190H181ZM184 191V190H183ZM190 191V192H191ZM193 191V192H194ZM206 191H207V189L204 191L205 193H206ZM209 191V190H208ZM214 191H215V189H214ZM213 191V192H214ZM221 191V190H220ZM223 191V190H222ZM239 191V190H238ZM246 191V190H245ZM248 191V190H247ZM260 191V190H259ZM264 191V190H263ZM45 192H49V190L48 191H45ZM53 192V191H52ZM57 192V191H56ZM87 191H85V193H86ZM111 192V191H110ZM119 192H120V190H119ZM143 192V191H142ZM152 192V191H151ZM160 192H162V190L160 191ZM160 192H159V194H160ZM172 192V191H171ZM170 192V193H171ZM176 192V191H175ZM178 192V191H177ZM180 192V191H179ZM187 192V191H186ZM185 192V193H186ZM193 192H191V193H193ZM217 192V191H216ZM219 192V191H218ZM217 192V193H218ZM224 192V191H223ZM242 192V191H241ZM248 192H250V191H248ZM262 192V191H261ZM7 193V192H6ZM38 193V192H37ZM60 193V192H59ZM76 193H78L79 194V192H76ZM82 193H84V191L82 192ZM89 193V192H88ZM95 193V192H94ZM100 193V192H99ZM103 193V192H102ZM106 193V192H105ZM114 193V192H113ZM131 193H133V192H131ZM136 193H138V192H136ZM147 193V192H146ZM149 193V192H148ZM153 193V196L155 195ZM158 193V192H157ZM189 193V192H188ZM215 193V192H214ZM237 193V192H236ZM246 193V192H245ZM20 194V193H19ZM29 194V193H28ZM31 194V193H30ZM32 194H34L33 192H32ZM35 194H36V192H35ZM42 193H40L39 195H41ZM45 194H47V193H45ZM45 194L43 195V196H45ZM51 194V193H50ZM50 194H49V196H50ZM53 194H56V193H53ZM61 194V193H60ZM70 194V193H69ZM72 194V193H71ZM101 194V193H100ZM118 194V193H117ZM127 194V193H126ZM151 194V193H150ZM150 194H149V196H150ZM179 194V193H178ZM182 194V193H181ZM180 194V195H181ZM242 194H244V192L242 193ZM26 195V194H25ZM52 195V194H51ZM58 195V194H57ZM64 195H66V194H64ZM91 195H93V193L91 194ZM104 195H106V194H103V198H104ZM112 196H114L113 194H111ZM116 195V194H115ZM124 195V194H123ZM130 195V194H129ZM133 195V194H132ZM139 196L140 195H143L142 193L140 194H138ZM144 195H145V193H144ZM148 195V194H147ZM152 195V194H151ZM161 195V194H160ZM166 195V196H167ZM187 195V196H186ZM193 195V194H192ZM191 195V196H192ZM210 195V194H209ZM215 195V194H214ZM218 195V194H217ZM221 195H223V194H221ZM220 195V196H221ZM238 195V194H237ZM236 195V196H237ZM241 195V194H240ZM19 196V195H18ZM22 196V195H21ZM33 196V195H32ZM42 196V195H41ZM69 196H71V195H69ZM84 196V195H83ZM86 196H87V194H86ZM86 196H84V197H86ZM97 196V195H96ZM102 196V195H101ZM100 196V198H102ZM108 196H109V194H108ZM118 196H121V195H118ZM127 196H128V194H127ZM131 196V195H130ZM148 196V197H149ZM164 196V195H163ZM172 196V195H171ZM170 196V197H171ZM174 196V198H176L175 196H177V194L176 195H173ZM185 196V198H187V200H188V197L190 196H188V194H185L184 195V192H183V197ZM207 196V195H206ZM212 196V195H211ZM210 196V197H211ZM219 196V197H220ZM226 196H228V195H226ZM230 196H231V194H230ZM243 196V195H242ZM5 197H6V195H5ZM4 197V198H5ZM27 199H26V198ZM23 199H26V202H27V200H28V202L27 203H29V198L27 197V196H25ZM48 196L46 195V198H47ZM51 197V196H50ZM58 197H60V196H58ZM62 197V196H61ZM72 197V196H71ZM74 197H76V196H74ZM93 197V196H92ZM98 198H99V196H97ZM106 197H107V195H106ZM106 197L104 198V199H106ZM117 197V196H116ZM122 197V196H121ZM126 197V196H125ZM147 197V199H149ZM156 197V196H155ZM158 197V196H157ZM170 197H168L169 198V200H170ZM178 197V196H177ZM201 197V198H200ZM209 197V196H208ZM218 197V198H219ZM224 197H225V194H224ZM223 197V198H224ZM235 197V196H234ZM239 197V196H238ZM237 197V198H238ZM246 197V196H245ZM244 197V198H245ZM249 197V196H248ZM31 198H33V197H31ZM35 198V197H34ZM37 198H38V196H37ZM49 198V197H48ZM54 199H56L57 198V196H56V198L55 197H53ZM53 198H51L52 199V201H53ZM65 197L63 196V199H64ZM68 197H66V199H67ZM73 198V197H72ZM87 198H89V196L87 197ZM87 198H85L86 199V201L88 202V200H87ZM94 198V197H93ZM108 198V197H107ZM112 198V197H111ZM110 197H109V201H111L110 199H111ZM114 198V197H113ZM112 198V199H113ZM119 198V197H118ZM131 198V197H130ZM135 198V197H134ZM166 198V197H165ZM194 198V197H193ZM213 198V197H212ZM215 198V197H214ZM229 198V197H228ZM228 198H226V199H228ZM236 198V197H235ZM236 198V199H237ZM1 199V198H0ZM38 199H40V198H38ZM43 199V198H42ZM44 199H45V197H44ZM61 198H59V200H60ZM79 199H81V198H79ZM103 199V200H104ZM115 199V198H114ZM114 199H113V201H114ZM136 199V198H135ZM144 199V198H143ZM146 198H145V201L147 200ZM158 198H156L155 199V201L157 200ZM160 199H161V197L159 198V201H160ZM167 199V198H166ZM173 199V198H172ZM171 199V200H172ZM179 199H181V198H179ZM221 199H222V197H221ZM231 199V198H230ZM240 199H242V198H240ZM2 200V199H1ZM17 200V199H16ZM15 200V201H16ZM68 200H69V198H68ZM67 200V201H68ZM73 200H76L75 198H73ZM82 200L83 199H81V203H82ZM95 200V199H94ZM99 200V199H98ZM120 200V199H119ZM124 200H126V198L124 199ZM124 200H123V202H124ZM149 200H151V198L149 199ZM153 200H154V198H153ZM165 200V199H164ZM174 200H177V199H174ZM206 200V199H205ZM204 200V201H205ZM209 200V199H208ZM220 200V199H219ZM40 201H41V199H40ZM56 201V200H55ZM61 201V200H60ZM64 201V200H63ZM67 201L65 202V203H67ZM85 201V200H84ZM85 201V202H86ZM96 201V200H95ZM99 201H102V199L101 200H99ZM106 201H108L107 199H106ZM112 201V202H113ZM115 201H116V199H115ZM137 201H138V199H137ZM166 201V200H165ZM182 201V200H181ZM192 201H194V199L192 200ZM230 201V200H229ZM229 201H225L226 202V204L229 202ZM233 202H232V204L234 203V200H232ZM21 202V201H20ZM23 202H25V201H23ZM26 202L25 203H22V204H20V206L21 205H23V206H21V207H25V204H26ZM30 202H32V200L30 201ZM38 201H36L35 203H37ZM71 202V201H70ZM73 203H74V201H72ZM78 202H79V200H78ZM90 202H92V201H90ZM111 202V203H112ZM123 203L122 202V200L121 201H119V203ZM142 202V201H141ZM150 202V201H149ZM178 202V201H177ZM184 202V201H183ZM183 202H181V204L183 203ZM189 202V201H188ZM188 202L186 201V199H185V202H184V205L185 206H187L188 205ZM206 202V201H205ZM221 202V201H220ZM220 202H217L216 200L214 201V203H216V205H217V203L219 204ZM223 202V201H222ZM262 202V201H261ZM45 203V202H44ZM59 204L60 203H62V201L61 202H58ZM94 203V202H93ZM103 202H98L97 204H99V205H101ZM104 203H106V202H104ZM110 203V204H111ZM115 203V205H116V203L117 202H114ZM143 203L145 204L146 202H144L143 201ZM143 203H141V204H143ZM152 203V202H151ZM157 203V202H156ZM160 203H162V202H160ZM179 203V202H178ZM193 203V202H192ZM195 203V202H194ZM211 203V202H210ZM213 203V202H212ZM213 203V204H214ZM244 203V202H243ZM248 202H246V204H247ZM19 204V203H18ZM33 204H34V202H33ZM38 204V203H37ZM42 204V203H41ZM41 204H40V202H39V204H38V206L40 205L41 206ZM48 204V203H47ZM57 204V203H56ZM64 204V203H63ZM71 204V203H70ZM75 204H76V202H75ZM80 204V203H79ZM79 204H77L78 206H79ZM95 204V203H94ZM113 204V203H112ZM111 204V205H112ZM125 204V203H124ZM124 204H122L123 206H124ZM138 204V202L136 203V205ZM148 204V203H147ZM150 204V203H149ZM148 204V205H149ZM163 204V203H162ZM162 204H160L161 206H162ZM167 204V203H166ZM173 204H175L174 202H173ZM196 204V203H195ZM203 205H204V202L202 203ZM201 204V205H202ZM208 204V203H207ZM239 204H240V202H239ZM12 205V204H11ZM28 205V204H27ZM26 205V208L28 209V206H30V205H32V204H30V205H28L27 206ZM52 205V204H51ZM51 205H50V207H48V208H52V207H54V205H52V207H51ZM77 205H75L76 207H77ZM81 205V204H80ZM89 205V204H88ZM105 205V204H104ZM103 205V206H104ZM106 205H107V203H106ZM109 205V204H108ZM114 205V204H113ZM118 206H119V204H117ZM140 205V204H139ZM151 205V204H150ZM160 205H159V207H160ZM169 205V204H168ZM168 205H166V206H168ZM177 205V204H176ZM183 205V206H184ZM192 205V204H191ZM194 205V204H193ZM211 205V204H210ZM215 205V204H214ZM215 205V207H217ZM224 205H225V203H224ZM230 205H231V203H230ZM234 205V204H233ZM263 205V204H262ZM19 206V207H20ZM38 206H37V208H38ZM56 206V205H55ZM58 206V205H57ZM66 206H69V207H71L70 205H66ZM74 206V204L72 205V207ZM74 206V207H75ZM103 206H101V207H103ZM110 206V205H109ZM144 206V205H143ZM143 206H142V208H143ZM157 206V205H156ZM172 206V205H171ZM170 206V207H171ZM180 206V205H179ZM182 206V205H181ZM182 206V207H183ZM196 206H198L197 204H196ZM207 206V205H206ZM221 207H223V205L221 204L220 205ZM219 206V207H220ZM238 206V205H237ZM242 205L240 204L238 207L240 208ZM244 206H245V204H244ZM247 206H248V204H247ZM12 207V206H11ZM18 207V206H17ZM35 207V206H34ZM34 207L33 208H30V209H34ZM81 207H83V206H81ZM86 207H87V203H86ZM100 207V206H99ZM105 207V206H104ZM121 207V206H120ZM146 207H147V205H146ZM155 207V206H154ZM154 207H151V208H154ZM163 207V209L165 208L164 207V205L162 206ZM162 207H161V209H162ZM195 207V206H194ZM203 207V206H202ZM210 207H212V206H210ZM214 207V206H213ZM234 207V206H233ZM232 207V208H233ZM2 208V207H1ZM15 208H16V206H15ZM26 208H25V210H26ZM42 208V212H40V213H42V215L41 216H43V217H41L40 215H39V218L41 217V218H43V219H45L44 218V216H46V215H44L43 214V212L45 211V209L43 208V206L41 207ZM48 208H46V210L48 209ZM57 208V207H56ZM62 208V207H61ZM64 208H65V206H64ZM64 208H63V210H64ZM98 208V207H97ZM108 208V207H107ZM110 208V207H109ZM141 208V209H142ZM177 208V207H176ZM183 208H185V207H183ZM218 208V207H217ZM254 208V207H253ZM18 209V208H17ZM39 209V208H38ZM38 209H36V210H38ZM66 209L69 211V209L66 207ZM71 209V208H70ZM76 209V208H75ZM75 209H71V211H74V212H79V211H76ZM83 209V208H82ZM92 209H95L94 207L92 208ZM92 209H91V211H92ZM101 209V208H100ZM102 209H104V208H102ZM123 209V208H122ZM145 209V208H144ZM146 209H148V208H146ZM156 209V208H155ZM161 209L159 208V212L161 211ZM168 209V208H167ZM190 209H192V208H190ZM195 209V208H194ZM199 209H201V207L199 208ZM205 209H207V208H205ZM222 209H224V207L222 208ZM226 209V208H225ZM243 209V208H242ZM24 210V211H25ZM60 210V209H59ZM63 210H60V211H63ZM66 210V211H67ZM83 210H85V209H83ZM82 210V211H83ZM96 210V209H95ZM106 210V209H105ZM104 210V211H105ZM169 210H170V208H169ZM172 211H174V209L172 208L171 209ZM182 210V209H181ZM186 209H184V211H185ZM197 210V209H196ZM217 210V209H216ZM219 210H220V208H219ZM218 210V211H219ZM235 210V209H234ZM239 210V209H238ZM241 210V209H240ZM18 211V210H17ZM29 211H31V210H29ZM28 211V212H29ZM53 211V210H52ZM54 211H57L56 209H54ZM65 211V212H66ZM71 211H69L70 212V214L72 213ZM80 211H81V209H80ZM81 211V212H82ZM103 211V210H102ZM102 211L100 212V211H98V212H100V214L102 213ZM122 211V210H121ZM139 211L140 210H138L137 212L139 213ZM142 211V210H141ZM146 211V210H145ZM149 212H150V210H148ZM147 211V212H148ZM156 211V210H155ZM155 211L153 212V214L155 213ZM165 211H168V210H165ZM172 211H170V212H172ZM184 211H182V212H184ZM198 211V210H197ZM203 211H205V210H203ZM209 211V210H208ZM207 211V212H208ZM214 211V210H213ZM222 211V210H221ZM220 211V212H221ZM225 211V210H224ZM223 211V212H224ZM228 211H230L229 209H228ZM233 211V210H232ZM15 212H16V209H15ZM27 212V211H26ZM35 212V211H34ZM45 212H49V209H48V211H45ZM65 212H63V214L65 213ZM81 212H79V213H81ZM92 212H94V210L92 211ZM116 212H118V211H116ZM130 212V211H129ZM133 212V211H132ZM142 212H144V211H142ZM146 212V213H147ZM169 212V211H168ZM170 212H169V214H170ZM177 212V211H176ZM176 212H175V214H176ZM181 212V211H180ZM179 212V213H180ZM181 212V213H182ZM187 212V211H186ZM189 212V211H188ZM187 212V213H188ZM193 212V211H192ZM211 212V211H210ZM220 212H218V214H220ZM264 212V211H263ZM4 213V212H3ZM29 213H31V212H29ZM29 213H27V214H29ZM39 213V212H38ZM39 213V214H40ZM50 213H51V210H50ZM79 213H77L78 214V216H80L79 215ZM88 213V212H87ZM94 213H96L97 214V212H94ZM134 213V212H133ZM132 213V214H133ZM145 213V214H146ZM151 213H152V211H151ZM163 213H164V210H163ZM191 213V212H190ZM198 213V212H197ZM212 213V212H211ZM222 213V212H221ZM225 213V212H224ZM230 213H232V212H230ZM236 213V212H235ZM13 214V213H12ZM17 215H18V212L16 213ZM21 214V213H20ZM19 214V216H21L22 217V215H23V211H22V214L20 215ZM27 214H25L24 216H27L28 217V215ZM32 214V213H31ZM49 214V213H48ZM52 214H53V212H52ZM51 214V215H52ZM55 214H57V213H55ZM62 214V213H61ZM66 214H68V216H69V213L67 212ZM82 214V213H81ZM85 214V213H84ZM89 214H90V212H89ZM125 214H127V213H125ZM131 214V213H130ZM129 214V215H130ZM148 214V213H147ZM162 214V213H161ZM161 214H159V216L161 215ZM168 214V215H169ZM172 215H174L175 217L177 216V215H175L174 213H171ZM195 214V213H194ZM199 214V213H198ZM204 214V213H203ZM215 214V213H214ZM227 214V213H226ZM264 214V213H263ZM30 215V214H29ZM34 215V214H33ZM50 214H49V216H46V217H49L50 218V216H51ZM54 215V214H53ZM52 215V216H53ZM75 215V214H74ZM91 215H92V213H91ZM114 215V214H113ZM122 215V214H121ZM137 215V214H136ZM135 215V216H136ZM139 215H140V213H139ZM144 215V214H143ZM143 215L141 216V217H143ZM155 215H156V213H155ZM155 215H152V214H148V216L146 217V221L147 222H150V223H148L149 225H150V227L149 228H152V231H153V227L152 226H154V224H153V222H155L156 221V218L157 217H155ZM164 215V214H163ZM172 215H170V218L172 217ZM178 215H180V214H178ZM182 215V214H181ZM184 215V214H183ZM188 215V214H187ZM192 215V214H191ZM191 215H189V216H191ZM196 215V214H195ZM220 215H222V214H220ZM228 215V214H227ZM261 215V214H260ZM14 216H16V215H14ZM19 216H17V217H19ZM32 216V215H31ZM30 216V217H31ZM51 216V217H52ZM62 216H65V215H62ZM71 216V215H70ZM72 216H73V213H72ZM93 216V215H92ZM92 216H90V218L92 217ZM97 217L99 216V214L98 215H96ZM96 216H95V221L98 219L99 220V218H96ZM100 216H102V215H100ZM116 216H118V215H116ZM115 216V217H116ZM125 216H127V215H125ZM134 216V215H133ZM157 216V215H156ZM162 216V215H161ZM204 216V215H203ZM208 216V215H207ZM214 216V215H213ZM216 216V215H215ZM25 218V220H28V219H30L31 220V218ZM35 217H36V213H35ZM55 217V216H54ZM108 217V216H107ZM110 217V216H109ZM120 217V216H119ZM127 217H130V216H127ZM126 217V218H127ZM137 217V216H136ZM167 217V216H166ZM169 217V216H168ZM181 217V216H180ZM192 217V216H191ZM195 217V216H194ZM201 217V216H200ZM206 217V216H205ZM217 217V216H216ZM219 217H222V216H218V218ZM230 217V216H229ZM232 217V216H231ZM38 218V219H39ZM40 218V220H42ZM74 218H76L75 216H74ZM86 218V217H85ZM89 218V219H90ZM118 218V217H117ZM125 218V219H126ZM183 218V217H182ZM187 218V217H186ZM189 218V217H188ZM196 218H197V216H196ZM211 218V217H210ZM215 218V217H214ZM223 218V217H222ZM226 218V220H224ZM228 217H224V219H223V223L225 224H227V220L228 219H230V218H228ZM233 218V217H232ZM231 218V220H233ZM263 218V217H262ZM14 219V218H13ZM52 219H53V217H52ZM56 219V218H55ZM77 219H79V218H77ZM76 219V220H77ZM87 219H88V217H87ZM88 219V220H89ZM93 219H94V217H93ZM100 219H102V217L100 218ZM105 219V218H104ZM110 219V218H109ZM115 219V218H114ZM120 219V218H119ZM132 219H133V217H132ZM131 218L128 220V221H130V220H132ZM135 219V218H134ZM140 219V218H139ZM161 219H163V218H161ZM171 219H173V218H171ZM179 219V218H178ZM184 219V218H183ZM191 219V218H190ZM197 219H199V218H197ZM201 219V218H200ZM219 219H221V218H219ZM218 219V220H219ZM36 220V219H35ZM47 220H48V218H47ZM57 220H58V218H57ZM63 220V219H62ZM64 220H65V217H64ZM72 220H74L75 221V219H72ZM71 220V221H72ZM80 220V219H79ZM87 220V221H88ZM111 220H112V218H111ZM121 220H122V218H121ZM124 220V219H123ZM126 220V221H127ZM136 220H138V219H136ZM143 220H144V218H143ZM167 220H169V218H167ZM175 219H173V222L174 223H176L175 225H177V223H179L180 222V224H181V222L183 221V220H175ZM195 220V219H194ZM193 219L191 220V222L190 223H192V221L193 222H195ZM203 221H204V219H202ZM206 220V219H205ZM210 220V219H209ZM208 220V221H209ZM217 220V221H218ZM257 219H255V221H256ZM259 220V219H258ZM44 221V220H43ZM42 221V222H43ZM49 221H51V219L50 220H48L47 222H49ZM69 221V220H68ZM70 221V222H71ZM94 221V220H93ZM94 221V222H95ZM107 221V220H106ZM110 221V220H109ZM114 221H116V220H114ZM128 221H127V224L126 225H128ZM135 221V220H134ZM159 221V220H158ZM166 221V220H165ZM170 221V220H169ZM172 221V220H171ZM187 221V220H186ZM189 221V220H188ZM187 221V222H188ZM198 221V220H197ZM207 221V220H206ZM205 221V226H203L204 224H202V226L203 227H199V225H198V223H196V225L199 227V228H204V227H206V224H208L207 222ZM220 221V220H219ZM224 221H227V222H224ZM261 221L262 220H260V223L259 224H261ZM42 222H41V224H42ZM67 222V221H66ZM81 222V221H80ZM92 222V221H91ZM93 222V223H94ZM102 222H103V219H102ZM102 222H100V225L102 224ZM110 222H112V221H110ZM122 222V221H121ZM142 222V221H141ZM141 222H139V223H141ZM145 222V221H144ZM168 222V221H167ZM187 222H185V223H187ZM198 222H200V221H198ZM202 222V221H201ZM213 222H215L214 220H213ZM233 222V221H232ZM254 222V221H253ZM252 222V223H253ZM29 223V222H28ZM59 224L61 223V222H58ZM62 223H65V222H63L62 221ZM68 223V222H67ZM77 223V222H76ZM82 223V222H81ZM97 223V222H96ZM115 223V222H114ZM123 223V222H122ZM134 223V222H133ZM157 222H155V224H156ZM163 223V222H162ZM203 223V222H202ZM221 223V222H220ZM229 223V222H228ZM262 223H263V221H262ZM21 224V223H20ZM40 224V225H41ZM66 224V223H65ZM72 224V223H71ZM79 224V223H78ZM98 224V223H97ZM96 224V225H97ZM106 224V223H105ZM111 224H113V223H111ZM110 224V225H111ZM125 224V223H124ZM136 224H137V222H136ZM145 224H146V222H145ZM158 225L159 224H161V223H157ZM156 224V225H157ZM164 224H165V222H164ZM168 224V223H167ZM170 224H173V223H171L170 222ZM194 224V223H193ZM200 224V223H199ZM217 224H219V222H217ZM225 224V225H226ZM231 224V223H230ZM255 224V223H254ZM254 224H252V228H253V226H254ZM36 225V224H35ZM50 225V224H49ZM74 225V224H73ZM77 225V224H76ZM80 225V224H79ZM83 225V224H82ZM90 225L92 226V223L90 224V222H87L86 224H85V226H84V233L82 232H80L79 231V227L78 226H73L72 227V230H71V232H69V231H67V232H69V233H67V234H65V238L64 239H62V240H64V242H65V244H66V263L67 264H103V262L101 263V260H103V258H105L103 261H105V260H107L106 258L108 257V255L106 256V257H102V255H101V253L103 252L102 250H100V246H98V241L101 239L102 240V238L104 239H108V241L111 239V238H108V237H110V236H113V238H114V236H116V235H114V232L116 233H119L118 235H119V239H121L120 240V243L118 244V246L116 247V249L115 250H111V246H109L108 245V242L106 243V245H105V250H108L109 251V256L111 257V259H112V256L113 257H115L116 258V256H117V254L119 255V254H121L124 258L125 257H127V256H130L133 252H135L136 250V248L134 249L133 248V245L134 244H137L138 246H140V248L143 250V252L145 253V254H142V255H144V256H146V264H151L150 262H152V261H150L149 262V258L151 257V255L153 254V252L155 251L156 252V248H157V246L159 245V247L162 249V250H164L166 247H168L167 245H161V244H163L161 241V243L160 242H156V239H154V238H156V237H154V238H152V237H144V235L145 234H151L152 232L150 231H146V230H144V229H141V227H140V229L138 228V225H136V226H134V227H132V229H130L129 227H127L126 225H123V224H121L117 229H114V227H110L109 225V228H107V231H106V233H102V230L101 229H103V227H104V225H101V226H103L102 228L99 226V224H98V229L97 228H95L94 226H96V225H94L93 227H90ZM116 225V224H115ZM115 225H113V226H115ZM140 225V224H139ZM179 225V224H178ZM195 225V224H194ZM222 225V224H221ZM229 225V224H228ZM232 225V224H231ZM258 225V224H257ZM263 225V224H262ZM23 226V225H22ZM42 226V225H41ZM54 226H56L57 227V225H54ZM59 226V225H58ZM63 226V225H62ZM66 226V225H65ZM72 226V225H71ZM81 226V225H80ZM82 226V227H83ZM118 226V225H117ZM132 226H133V224H132ZM143 226H144V224H143ZM162 228L161 229H163V226L162 225H160ZM166 226H168V225H166ZM166 226H164V227H166ZM182 227H183V225H181ZM181 226H179L180 228H182ZM185 226H186V224H185ZM190 226V225H189ZM192 226V225H191ZM190 226V227H191ZM215 226V225H214ZM218 226V225H217ZM230 226V225H229ZM229 226H226V228L227 227H229ZM234 226V225H233ZM44 227L45 226H43V229H44ZM52 227V226H51ZM67 227V226H66ZM65 227V228H66ZM170 227V226H169ZM172 227H173V229L175 230V232H176V229H175V227L172 225ZM177 227V230H178V226H176ZM193 227V226H192ZM209 227V226H208ZM210 227H212V225L210 226ZM232 227V226H231ZM234 227H236V225L234 226ZM250 227V226H249ZM257 227V226H256ZM2 228V227H1ZM33 228V227H32ZM48 228H50V227H47V229ZM58 228V227H57ZM55 229V227L53 228V229H55L56 231H58V229L60 228H58V229ZM64 228V227H63ZM68 228V227H67ZM101 228V229H100ZM105 228V227H104ZM144 228V227H143ZM147 227H145V229H146ZM160 228V227H159ZM186 227H184V229H185ZM196 228V227H195ZM195 228L194 229H192V230H194V231H196L195 230ZM207 228V227H206ZM215 228V227H214ZM218 227H216V229H217ZM222 228V227H221ZM239 228V227H238ZM255 228V227H254ZM258 228V227H257ZM13 229H14V227H13ZM43 229L41 230V231H43ZM69 229V228H68ZM158 229V228H157ZM157 229L155 230V233L154 234H157L158 233V231H157ZM171 230H172V228H170ZM188 229V228H187ZM205 229V228H204ZM209 229V228H208ZM219 229V228H218ZM231 229L232 228H229V230L228 231H226L225 230V232H223V234H222V236H225V238H227L228 239V236H230L229 234L231 233L230 231H231ZM260 229V228H259ZM259 229H256V230H259ZM261 229H262V227H261ZM2 230V229H1ZM60 230V229H59ZM65 230V229H64ZM82 230V229H81ZM104 230V229H103ZM166 230V229H165ZM168 230V229H167ZM180 231H181V229H179ZM198 230H202V229H198ZM206 230V229H205ZM213 230V229H212ZM224 230V229H223ZM239 230V229H238ZM242 230H244L243 228H242ZM253 230H255V229H253ZM255 230V231H256ZM34 231V230H33ZM46 231V230H45ZM51 231V230H50ZM56 231H53V232H56ZM169 231V230H168ZM179 231V232H180ZM187 231H189V230H187ZM203 231V230H202ZM209 231V233H210V230H208ZM207 231V232H208ZM216 231V230H215ZM220 231H221V229H220ZM219 231V232H220ZM233 231V230H232ZM251 231V230H250ZM3 232V231H2ZM5 232V231H4ZM3 232V233H4ZM44 232V231H43ZM43 232H42V234H43ZM52 232V231H51ZM62 233L64 232V231H61ZM157 232V233H156ZM167 231H165V233H166ZM190 232V231H189ZM188 232V233H189ZM196 232H198V231H196ZM195 232V233H196ZM230 232V233H229ZM243 232V231H242ZM248 232V231H247ZM258 232V231H257ZM37 233V232H36ZM45 233V232H44ZM162 233V232H161ZM161 233H159V234H161ZM164 233V232H163ZM183 233V232H182ZM199 233V232H198ZM202 233V232H201ZM208 233V234H209ZM1 234V233H0ZM26 234V233H25ZM24 234V235H25ZM38 234V233H37ZM40 234V233H39ZM41 234V235H42ZM55 234V233H54ZM153 234V233H152ZM179 234V233H178ZM190 234H192V233H190ZM200 234V233H199ZM211 234V233H210ZM213 234V233H212ZM220 234H221V232H220ZM239 234V233H238ZM243 234V233H242ZM248 234H250V233H248ZM254 234H256V233H254ZM61 235H63V234H61ZM158 235V234H157ZM171 235V234H170ZM174 235V234H173ZM173 235H172V237H170V238H173ZM196 235V234H195ZM194 233H193V238H194ZM201 235V234H200ZM232 235L234 236V234L232 233ZM239 235H241V233L239 234ZM244 235V234H243ZM252 235V234H251ZM43 236V235H42ZM50 236H51V238H52V236H55V235H51L50 234ZM50 236H49V238H50ZM64 236V235H63ZM148 236V235H147ZM151 236V235H150ZM168 236V235H167ZM177 236H179V235H177ZM182 236V235H181ZM191 236V235H190ZM198 236V235H197ZM211 236V235H210ZM248 236V235H247ZM247 236H246V238H247ZM30 237H31V235H30ZM57 237V236H56ZM60 237V236H59ZM118 237V236H117ZM158 237V236H157ZM162 237V236H161ZM184 237H188V236H184ZM199 237V236H198ZM204 237V240H205V236H203ZM216 238H217V235L215 236ZM35 238V237H34ZM50 238V239H51ZM54 238V237H53ZM159 238V237H158ZM180 238V237H179ZM178 238V239H179ZM200 238V237H199ZM199 238H197V240H199ZM207 238L209 239V237H208V235H207ZM211 238V237H210ZM214 238V237H213ZM225 238H223V239H225ZM232 238V237H231ZM46 239V238H45ZM116 239V238H115ZM163 239V238H162ZM167 239H169V238H167ZM175 239V238H174ZM177 239V240H178ZM180 239H182V237L180 238ZM187 239V238H186ZM196 239V238H195ZM218 239V238H217ZM227 239H225V240H227ZM242 239V238H241ZM240 239V240H241ZM4 240H6V239H4ZM3 240V241H4ZM57 240V239H56ZM166 240V239H165ZM164 240V242H166ZM172 240V239H171ZM187 240H189V239H187ZM210 240H212V238L210 239ZM229 240H230V237H229ZM231 240H233V239H231ZM230 240V241H231ZM237 240V239H236ZM247 240V239H246ZM7 241V240H6ZM5 241V242H6ZM8 241H9V239H8ZM51 241V240H50ZM107 241V240H106ZM114 241V240H113ZM116 241H118V240H116ZM168 241V240H167ZM176 241V240H175ZM175 241H173V242H175ZM178 241H180V240H178ZM184 241V240H183ZM196 241V240H195ZM205 241H207V240H205ZM228 241V240H227ZM234 241V240H233ZM244 241V240H243ZM248 241V240H247ZM11 242V241H10ZM47 242H48V240H47ZM52 242V241H51ZM60 242V241H59ZM62 242V241H61ZM111 242V241H110ZM177 242V241H176ZM181 242V241H180ZM180 242H179V244H180ZM197 242H199V241H197ZM201 242V241H200ZM203 242V241H202ZM208 242V241H207ZM217 242V241H216ZM240 242V241H239ZM4 243V242H3ZM12 243V242H11ZM14 243H15V241H14ZM17 243V242H16ZM15 243V245H13V244H11L12 246V250L15 248V247H17L18 248V246L19 245H17ZM58 243V242H57ZM101 243V242H100ZM103 243V242H102ZM105 243V242H104ZM168 243V242H167ZM166 243V244H167ZM172 243V242H171ZM194 243V242H193ZM214 243H215V240H214ZM228 243V242H227ZM252 243V242H251ZM2 244V243H1ZM7 244V243H6ZM48 244V243H47ZM60 244V243H59ZM61 244H64V243H61ZM60 244V245H61ZM170 244V243H169ZM175 244V243H174ZM173 244V245H174ZM177 244V243H176ZM179 244H177V245H179ZM184 244V243H183ZM187 244V243H186ZM189 244V243H188ZM209 244V243H208ZM219 244V243H218ZM236 244V243H235ZM5 245V244H4ZM22 245V244H21ZM110 245H112V247H113V243H111ZM116 245H117V243H116ZM204 245V244H203ZM205 245H206V243H205ZM239 245V244H238ZM241 245V244H240ZM6 246V245H5ZM25 246H27L26 244L25 245H23V248H21L20 246V248L22 249V250H24V248H25ZM57 246V245H56ZM103 246V245H102ZM115 246V245H114ZM170 246H171V244H170ZM225 246V245H224ZM235 246H237V245H235ZM1 247V246H0ZM31 247V246H30ZM59 247V246H58ZM179 247H180V245H179ZM189 247V246H188ZM214 247V246H213ZM212 247V248H213ZM216 247V246H215ZM221 247V246H220ZM243 247H244V245H243ZM252 247V246H251ZM171 248V247H170ZM169 248V249H170ZM174 248V247H173ZM175 248H177V246L175 247ZM174 248V249H175ZM187 248V247H186ZM197 248V247H196ZM208 247H206V249H207ZM224 248H228V247H224ZM230 248V247H229ZM228 248V249H229ZM235 248V247H234ZM247 248L248 247H246V250H247ZM254 248V247H253ZM16 249V248H15ZM20 249V250H21ZM27 248H25V250H26ZM61 250H62V248H60ZM158 249V248H157ZM160 249V253H161V250ZM166 249H168V248H166ZM197 249H200V248H197ZM221 249V248H220ZM227 249V250H228ZM236 249V248H235ZM244 249V248H243ZM252 249V248H251ZM16 250H18V249H16ZM15 250V251H16ZM24 250V251H25ZM35 250V249H34ZM61 250H60V252H61ZM64 250V249H63ZM104 250V249H103ZM171 251H172V249H170ZM190 250V249H189ZM203 250V249H202ZM201 250V251H202ZM210 250V249H209ZM208 250V251H209ZM212 250V249H211ZM224 250V249H223ZM230 250H233L232 248H230ZM245 249H244V251H246ZM0 251H1V248H0ZM55 251V250H54ZM58 251V250H57ZM110 251H113V252H110ZM158 251V250H157ZM174 251V250H173ZM178 251V249H176V252ZM186 251V250H185ZM193 251V250H192ZM192 251H190V252H192ZM207 251V252H208ZM225 251V250H224ZM234 251V250H233ZM238 251V250H237ZM241 251H242V248H241ZM11 252V251H10ZM13 252V251H12ZM20 251H17V253H15V254H13V255H15V256H17L16 254H18ZM28 252V251H27ZM35 252V251H34ZM106 252V251H105ZM167 252H168V250H167ZM188 252V251H187ZM195 252H197V251H195ZM194 252V253H195ZM222 252V251H221ZM232 252V251H231ZM14 253V252H13ZM21 253L23 254V251H21ZM57 253H59V251L57 252ZM56 253V254H57ZM107 253V252H106ZM139 253H141V251H139ZM139 253L137 252V254H138V257H136V258H138V259H140L141 257L139 256ZM163 253H165L166 254V251L164 252L163 251ZM170 253V252H169ZM174 253V252H173ZM225 253V252H224ZM223 253V254H224ZM227 253V252H226ZM237 254H239L240 253V251H238V252H236ZM248 253V252H247ZM22 254H18V256L17 257H19V256H21ZM24 254H26L27 255V253H24ZM63 254H65V252L63 253ZM63 254H61V255H59L58 257H62V255ZM168 254V253H167ZM177 254V253H176ZM196 254V253H195ZM199 254V253H198ZM197 254V255H198ZM201 254V253H200ZM199 254V255H200ZM202 254H204V252L202 253ZM209 254V253H208ZM207 254V255H208ZM219 254H220V251L218 252V253H216V254H214L215 256H219ZM231 254V253H230ZM229 254V255H230ZM232 254H233V252H232ZM250 254V256H251V252L249 253ZM7 255V253L4 255V256H6ZM10 255H11V253H10ZM9 255V256H10ZM29 255V254H28ZM32 255V254H31ZM120 255V256H121ZM141 255V256H142ZM155 255V254H154ZM169 255V254H168ZM171 255V254H170ZM173 255V254H172ZM171 255V257H173ZM175 255V254H174ZM180 255H181V252H180ZM192 255V254H191ZM205 256H206V254H204ZM225 255V254H224ZM235 255V254H234ZM243 255V254H242ZM3 256V257H4ZM8 256V257H9ZM12 256V255H11ZM10 256V257H11ZM22 256H24V255H22ZM33 256V255H32ZM35 256V255H34ZM33 256V257H34ZM49 256V255H48ZM136 256V255H135ZM135 256L133 257L132 256V258H134L133 260H132V258L130 259V260H132L135 264H136V259H135ZM143 256V257H144ZM156 256V255H155ZM178 256V255H177ZM1 257V256H0ZM7 257V256H6ZM9 257V258H10ZM17 257H15V259H14V257L12 256V258L14 259V261H13V263L14 264H29V262H26L27 260H26V258H25V260H22L21 259V257L19 258V259H17ZM33 257H31L30 258V260L31 259H33L34 260V258ZM37 257V256H36ZM57 257V258H58ZM61 257H60V259H61ZM123 257L122 258H119V259H123ZM131 257V256H130ZM140 257V258H139ZM142 257V258H143ZM159 257V256H158ZM166 257V256H165ZM186 257V256H185ZM184 257V258H185ZM195 257V256H194ZM193 257V258H194ZM198 257V256H197ZM207 257V256H206ZM209 257H210V255H209ZM221 257V256H220ZM226 257V256H225ZM243 257V256H242ZM248 258H249V256H247ZM38 258V257H37ZM36 258V259H37ZM40 258V257H39ZM38 258V259H39ZM102 258V259H101ZM142 258H141V261H143L142 260ZM179 258V257H178ZM192 258V257H191ZM190 258V259H191ZM232 258V257H231ZM234 258V257H233ZM232 258V259H233ZM237 258V257H236ZM1 259V258H0ZM3 259V258H2ZM11 259V258H10ZM21 259V260H20ZM28 259H29V257H28ZM35 259V260H36ZM64 260H65V257L63 258ZM110 258H109V260H111ZM118 259V258H117ZM117 259L116 260H114V262H116L117 261ZM128 260L127 261H129V258H127ZM154 259H155V257H154ZM160 259V258H159ZM167 259V258H166ZM170 259H174V258H170ZM176 259V258H175ZM174 259V260H175ZM194 259H196V258H194ZM199 259V258H198ZM201 259V258H200ZM199 259V260H200ZM202 259H203V257H202ZM210 260H212V257L211 258H209ZM217 259V258H216ZM219 259V258H218ZM227 259V258H226ZM225 259V260H226ZM239 259H242V258H239ZM253 259V258H252ZM251 259V262L253 261ZM8 258L6 259V262H7V264L9 263L8 261ZM30 260H28V261H30ZM124 260V259H123ZM123 260H122V262H123ZM152 260V259H151ZM158 260V259H157ZM163 260V258L161 259V261ZM178 259H176V261H177ZM181 260V259H180ZM189 260V259H188ZM193 260V259H192ZM191 260V261H192ZM215 260V259H214ZM235 260V259H234ZM247 260H249V259H247ZM10 261V260H9ZM46 261V260H45ZM57 261H59V260H57ZM60 261H62V259L60 260ZM59 261V262H60ZM113 261V260H112ZM125 261V260H124ZM179 261V260H178ZM191 261H189L190 263H191ZM195 261V260H194ZM193 261V262H194ZM202 261V260H201ZM204 261V260H203ZM216 261H218V260H216ZM230 261H232V260H230ZM4 262V261H3ZM5 262V263H6ZM10 262H12V261H10ZM37 262H39V261H37ZM58 262V264H62L63 262H61V263H59ZM120 262V261H119ZM133 262H132V264H133ZM156 262V261H155ZM164 262V261H163ZM184 262V261H183ZM187 262V261H186ZM214 262V261H213ZM233 262H235V261H233ZM242 262H244V261H242ZM241 262V263H242ZM250 262V261H249ZM1 263V262H0ZM13 263H11V264H13ZM35 263V262H34ZM65 263V264H66ZM129 263V262H128ZM141 263V262H140ZM158 263V262H157ZM166 263V262H165ZM168 263V262H167ZM178 263V262H177ZM195 263L197 264V262L195 261ZM219 263H221L220 261H219ZM227 263V262H226ZM246 263V262H245ZM248 263V262H247ZM253 263V262H252ZM36 264V263H35ZM56 264V263H55ZM106 264V263H105ZM108 264H111L110 263V261H109V263ZM113 264H116V263H113ZM122 264V263H121ZM125 264V263H124ZM159 264V263H158ZM160 264H162V263H160ZM164 264V263H163ZM170 264V263H169ZM172 264V263H171ZM174 264H176L175 262H174ZM179 264V263H178ZM224 264H225V261H224ZM228 264H229V262H228Z\"/></svg>",
    "mask_w": 264,
    "mask_h": 264
},
{
    "label": "rangeland",
    "instance_id": "rangeland-1",
    "mask_svg": "<svg viewBox=\"0 0 264 264\" xmlns=\"http://www.w3.org/2000/svg\"><path fill=\"white\" fill-rule=\"evenodd\" d=\"M9 2H10V0H8ZM32 1V0H31ZM31 1H29V0H20V2H19V0H11V2H13V3H11V5L13 6H11L12 8L11 9H13V11H12V17L10 18V17H8V16H5V15H3V14H1L0 15V51H2V52H4V54H6V56L4 57V60L6 61V62H4V60L2 61L3 62V64L1 63L0 64V66H2V68L0 67V69L2 70H0V105H2V106H4L5 107V109L2 111V113H1V119H2V121H3V119L4 118H6L3 122H5L4 124H3V126L4 125H6V126H4V129H8L9 130V132L7 133V131L6 130H4V131H2V128H1V125H0V137H1V135L3 136L4 135V138H5V136H6V138L7 137H9V139H4V138H0V173H2L3 172V174H1V176H0V198L2 199H0V248H1V251H0V264H7V262H6V259L8 258V264H11V263H13V261H14V259H15V257H17L18 256V254H22L21 253V251H23V254L22 255H24V256H19V257H17V259H19L20 257H21V259L22 260H25V258H26V262H29V264H58V262L62 259V261H60L59 263H61V262H63L62 264H65L67 261V259H66V244H65V242H64V240H62V239H64L65 238V234H67V233H69V232H71V230H72V227L73 226H78L79 227V231L81 232H83L84 233V226H85V224L87 223V222H90V224L92 223V226L90 225V227H93L94 225H96L97 223L99 224V226L102 228L103 226H101V225H104V227H103V229H101L102 230V233H106V231H107V228H109V226L111 227H114V229H117L121 224H123V225H126L127 224V221L131 218L132 219V217H133V219L132 220H130V221H128V225L131 227H129L128 225H126L127 227H129L130 229H132V227H134V226H136V225H138V228L140 229V227H141V229H144V230H146V231H149L150 229V231L153 233H151V234H145L144 235V237H152V238H154V237H156V238H154V239H156V242H162L163 244H161V245H169L168 247H166V248H168V249H164V250H162L160 247H159V245L157 246V248H156V252L154 251L153 252V254L151 255V257L149 258L150 260H149V262L150 261H152V262H150L151 264H160V263H164V264H174V262L176 263V264H196L195 263V261L197 262V264H224V261H225V264H228V262H229V264H264V144H257L256 146V148L257 149H252V147H250L251 145L249 144V143H247L248 141L246 140H244L242 143L240 142V144L238 145V147L237 146H233L231 143H230V141H228V140H224L223 141V143H224V145H223V143H221V148H223L224 146V148L223 149H221V152L219 153V152H217L216 151V153H215V150L213 149L214 147H213V145H214V142H213V144H211V145H209L210 147H212V149L211 148H209V146H207L208 144H206V148L207 149H211V150H207V149H205V147H203V149L204 150H206V152L208 153V152H210V153H212V154H210V155H213V153H215L213 156H210L209 155V153H208V156H206L205 154H206V152L204 151V150H201V152L202 151H204L202 154L204 155H202L201 154V152L200 153H198V151L197 150H195V151H197L196 153L195 152H193V151H191V147L189 146V145H186L185 147H180L179 145H177V144H171L172 145V148L170 147V150H172V151H166L165 149H164V142H165V140L163 139L164 137L163 136H158V139H157V135H155V136H151V138H153V139H150V137H146V139L147 140H149V142L151 141V143H149L148 144V146L147 147H140L138 144H137V138H139V137H137V135H136V137H135V132H133V133H126V134H123V135H126V136H123V135H120V136H117L116 138H115V136H112L111 137V135L112 134H109V132L107 133V131L103 128V127H101L100 126V124H99V122H97V121H99V118H98V116L96 117V115H98V104L97 103H95V100L88 94V89H87V83H86V80H85V78H84V76L83 75H77V74H75V75H63V76H60L55 82L56 83H52V84H50L49 86H41V84L39 85V84H37L36 82H33V81H31L32 80V78H33V76H32V78L30 79V77H29V80L30 81H28V76H27V70L26 69H30L29 68V66L27 67L26 66V64H25V59H26V57H27V55H26V53L24 52V54L26 55H23V52H15L16 50L13 48V45H12V39H11V32H10V24L9 23H11L12 21L13 22H17L18 20H20V18L22 19L24 16H25V13H26V11H27V4H29ZM42 1H45L46 2V6H48V4H49V6H54L55 8H59L60 7V9H62V8H70V9H74V8H80V7H82V8H86L87 7V9L88 10H95V9H98L99 7H101V5H103V6H105L106 4H115V5H113V6H115V7H122V6H124L123 8H124V12L126 13V15L128 16V19L129 20H132V18L133 19H135V17L137 16V15H139L140 13L139 12H141L142 13V11H145V10H147L148 8H145L146 6H149L151 3L150 2H153L154 3V1H155V3L156 2H158V4H160L161 6L163 5V8L164 9H167V21L166 22H168V23H166V24H175V22L176 23H178L179 22V20H183V21H186L187 20V22H189V20H198L199 22H201L202 24H200L201 26H199V22L198 21H196V22H198V26H199V29L198 30H200V31H202V28L204 29L203 31L205 32V31H209V28H210V31H211V35L213 36V34H214V36H215V33H218V31L219 30H221V28L222 27H226L227 25H229V23H230V21L231 20H229V19H233L234 18V15L235 14H243V13H246V14H249V16H250V18H252V19H254L255 20V22H257L258 23V21H259V26H261V29L263 30V34H264V0H256V2H255V0L253 1V0H174V1H176V2H173V0H159V1H157V0H97V1H89V0H42ZM52 1V2H51ZM165 1V2H164ZM178 1V2H177ZM235 1V2H234ZM247 1H248V3H247ZM29 2V3H28ZM103 2V3H102ZM124 4H123V3ZM160 2V3H159ZM172 4H171V3ZM184 2V3H183ZM187 2V3H186ZM192 2V3H191ZM197 4V6H199V7H197L196 5H195V3ZM237 2V3H236ZM242 2V3H241ZM250 2V3H249ZM52 3H53V5H52ZM147 3V4H146ZM149 3V4H148ZM152 3V4H153ZM163 3V4H162ZM166 3V4H165ZM176 3V4H175ZM180 3V4H179ZM183 3V4H182ZM51 4V5H50ZM139 4V5H138ZM177 4H179V5H177ZM189 6V8H188V6ZM205 4V5H204ZM211 4V5H210ZM25 5H27L26 6V8H25ZM85 5V6H84ZM142 5V6H141ZM144 5V6H143ZM165 5H167V6H165ZM190 5H191V8H190ZM248 5V6H247ZM15 6V7H14ZM67 6V7H66ZM98 6V7H97ZM137 6V7H136ZM141 7V8H139V7ZM171 6V7H170ZM177 6V7H176ZM183 6H185V9H184V7ZM187 6V7H186ZM201 6H202V8H201ZM251 6V7H250ZM16 7H18V8H16ZM88 7H90V8H88ZM126 7L128 8L127 10H125L126 9ZM142 7H144L143 9H142ZM166 7V8H165ZM173 7V8H172ZM174 7H176V8H174ZM92 8V9H91ZM134 8V9H133ZM138 8V9H137ZM169 8H172V10L171 9H169ZM178 8V9H177ZM183 8V9H182ZM140 9V10H139ZM180 9H182L181 11H180ZM191 9V10H190ZM194 9H196V10H194ZM197 9H198V11H200V12H195V11H197ZM201 9V10H200ZM236 9V10H235ZM246 9V10H245ZM17 10V11H16ZM129 10V11H128ZM130 10H132V11H130ZM135 10V11H134ZM171 10V11H170ZM174 10V11H173ZM185 10V11H184ZM212 10V11H211ZM24 11V12H23ZM173 11V12H172ZM189 11V12H188ZM203 11V12H202ZM207 11V12H206ZM215 11H217V12H215ZM16 12V13H15ZM130 12V13H129ZM136 12V13H135ZM187 12V13H186ZM1 13V12H0ZM124 13V14H125ZM185 13V14H184ZM199 13V14H198ZM211 15H210V14ZM216 13V14H215ZM179 16H178V15ZM187 14H189L188 16H187ZM196 14H198V16L199 17H201V18H199ZM52 15H54V13L52 14ZM196 15V16H195ZM251 15H252V17H251ZM130 16H132L131 18H130ZM183 16V17H182ZM192 16H194V17H192ZM177 17V18H176ZM178 17H179V19H178ZM182 17V18H181ZM198 17V18H197ZM217 17H219V18H217ZM225 17V18H224ZM253 17H255V18H253ZM176 18V19H175ZM181 18V19H180ZM188 18V19H187ZM203 18V19H202ZM207 20H206V19ZM211 18V19H210ZM229 18V19H228ZM10 19V20H9ZM173 19V20H172ZM175 19V20H174ZM178 19V20H177ZM201 19H202V21H201ZM225 19H228L229 20V22H228V20H225ZM169 20V21H168ZM191 20V21H192ZM9 21V22H8ZM134 21V20H133ZM180 21V22H181ZM208 21L210 22V23H208ZM216 21H217V24H216ZM220 22V23H219ZM225 22H228V23H225ZM220 25H219V24ZM8 24H9V26H8ZM210 24V25H209ZM211 24H213V25H215V26H213V25H211ZM223 24H225V25H223ZM220 27H219V26ZM204 26V27H203ZM6 27V28H5ZM209 27V28H208ZM215 27H216V29H215ZM205 28H207V29H205ZM9 29V30H8ZM7 30V31H6ZM215 30V31H214ZM218 30V31H217ZM217 31V32H216ZM4 32V33H3ZM10 32V33H9ZM9 35V36H8ZM3 36V37H2ZM213 36V37H214ZM212 37V38H213ZM203 39H204V37H202V40L200 41L201 42V47L203 48V51L201 52V53H203L202 55H197L201 60H199V58H197V56H196V54H195V51H197L195 48H192V50L190 49L189 51L188 50H186V52H185V50L183 51V53H186L185 54V56L182 58V63L185 65V64H188V63H191V65L193 64V67H194V70H196V74H200L201 75V77L203 78H201L202 80H205L204 79V68H205V64H206V58H203V57H201V56H203L204 55V52L205 53H207L208 54V49H210L211 47H210V41L209 40H211V39H209V38H205L204 39V41H203ZM11 41V42H10ZM208 43H207V42ZM261 41V43H260V47H261V49H263L262 50V52H263V54H264V35L262 36V40H260ZM7 42V43H6ZM204 43V44H203ZM133 44H135V43H133ZM209 44V45H208ZM3 45H4V47H3ZM1 46H2V48H1ZM205 46V47H204ZM209 46V47H208ZM208 47V48H207ZM202 48H200V49H202ZM6 49V50H5ZM137 49H138V52L139 53H137ZM199 49V50H200ZM206 50V51H205ZM189 53H188V52ZM201 51V50H200ZM194 52V53H193ZM19 53V54H18ZM200 53V54H201ZM138 54V55H137ZM189 54V55H188ZM192 54V55H191ZM136 55V56H135ZM134 56H132L127 62H126V64H127V66L128 65H132V66H129V68H127V70H129L128 72H130V73H128V76H129V74H131L129 77V79L132 81V83H134L133 84V87H134V89H135V93H136V100H134V102H132L131 103V105H129L127 108H125L124 110V115L125 116H127V117H130V118H128L129 119V121H131L132 120V118H141L142 117V119H143V115H144V111L142 110L145 106V104L147 103V98H145L144 97V95L147 97H149V95H150V92L148 91V88H147V86H146V84L142 81L143 80V76H144V73H143V71H142V69H141V66H140V63L143 61V56L141 55V51L139 50V48H137L136 47V54H135ZM139 56H140V58H139ZM186 56H188V58H190V59H188ZM11 57V58H10ZM21 58H24V60H22ZM12 59V60H11ZM133 59H136V60H139V61H134ZM187 59H188V61H187ZM194 59V60H193ZM197 61H196V60ZM131 60H133V61H131ZM198 60L200 61V62H198ZM203 60H204V63H203ZM22 61V62H21ZM24 61V62H23ZM131 63H130V62ZM264 61V60H263ZM193 62V63H192ZM195 62H197V63H195ZM136 63V65H134ZM137 63H139V64H137ZM195 64H197V66L195 67ZM203 64V65H202ZM137 65H138V67H137ZM201 65V66H200ZM31 67V69H32V66H30ZM45 67H47V65L46 64H44L43 63V68L44 69H46V71H48V67L47 68H45ZM136 69H135V68ZM185 67H188V66H185ZM42 68V69H43ZM131 68V69H130ZM139 68V69H138ZM180 69V67H179V65H172L171 66V68H170V71H169V76L171 77V75H173V74H177L178 72L177 71H179V69ZM199 68V69H198ZM203 68V69H202ZM5 69V70H4ZM34 69V70H33ZM32 70L36 73V74H38V69H36V68H33ZM44 69L43 70H41L42 72L44 71ZM135 69V70H134ZM176 69V70H175ZM26 70V71H25ZM37 70V71H36ZM130 70H132V71H130ZM139 72H138V71ZM46 71H44V73L45 74H47V72ZM176 73H175V72ZM198 71H200V72H198ZM34 72H32L31 74L32 75H34L33 73ZM41 72V73H42ZM132 72V73H131ZM136 72V73H135ZM142 72V73H141ZM172 72H173V74H172ZM202 72V73H201ZM253 72H255V71H253ZM253 72H251V74L253 73ZM3 73V74H2ZM135 73V74H134ZM138 73V74H137ZM141 73V74H140ZM97 74H99L100 75V73H97ZM143 74V75H142ZM23 75V76H22ZM99 75H94L95 76V78H97L98 79V81H100L101 83H100V85L102 86V84H103V82H104V88H103V91H104V99H105V101H106V103L107 104H109L108 106H110V110H112L111 111V113L109 112V118H108V116H107V120H109L110 118L112 119H110L108 122H109V124H110V127L111 128H114V129H121V126H120V123H119V120L118 119H115V118H117V116H115V115H117L115 112H117V110H115V109H113L112 108V103H113V101H112V99H111V95L112 94H109V85H107V84H109L108 82L109 81H105L104 79V77L103 76H99ZM136 75L138 76V77H136ZM140 75V76H139ZM174 75V76H175ZM77 76V77H76ZM79 76V77H78ZM169 76H165V81L163 80L162 82V89L164 90V89H166V90H172L173 89V85H172V83L171 82H169L168 80V78L167 77H169ZM204 76V77H203ZM24 77V78H23ZM26 77H27V79H26ZM62 77V78H61ZM66 77V78H65ZM99 77V78H98ZM142 77V78H141ZM72 78V79H71ZM81 78V79H80ZM102 78H104V79H102ZM136 78H138V79H136ZM142 80H141V79ZM66 79V80H65ZM71 79V80H70ZM76 79V83L73 81L72 82V80H75ZM82 79L84 80V81H82ZM25 80V81H24ZM27 80V81H26ZM58 80H60V81H58ZM136 80V81H135ZM138 80V81H137ZM25 82V85H23L24 83H22V82ZM77 81H79L78 82V84H77ZM81 81V82H80ZM135 81V82H134ZM27 82V83H26ZM31 82V83H30ZM66 82H68V83H66ZM70 82H72V83H70ZM143 82V83H142ZM21 83V84H20ZM29 83V84H28ZM58 83V84H57ZM74 83V84H73ZM80 83V84H79ZM84 83V84H83ZM137 83H139V84H137ZM207 83H209V82H206L205 81V83L203 84L204 86H203V88H201V89H203L202 90V94H203V92H206V93H204V94H208L209 92H210V90H211V92L209 93V95L211 94L212 96H217V93L215 92L217 89H215V87H213V85H211L210 83L209 84H207ZM33 84H37L38 86L36 87V85H33ZM62 84V85H61ZM68 84H70V88H69V90H68V87H69V85ZM78 85V87H81L80 89L82 90H79V95L80 96H76V97H78V98H80V99H78V98H76V100L75 99H73V98H75V96L74 95H72L71 93H70V90H72V87L74 86V85ZM164 84H165V86H166V88L164 87ZM168 84V85H167ZM23 85V86H22ZM52 85V86H51ZM56 85V86H55ZM136 85H138V86H136ZM26 86V87H25ZM41 86V87H40ZM67 86V87H66ZM171 86H172V89H171ZM194 86H195V83H193V85L191 86L192 88V90L194 91ZM136 87V88H135ZM209 87V88H208ZM56 88V89H55ZM65 90H63V89ZM140 88H141V90H140ZM146 88V89H145ZM170 88V89H169ZM207 88V89H206ZM30 89V90H29ZM62 89V90H61ZM84 89H85V91H84ZM105 89V90H104ZM107 89V90H106ZM34 90V91H33ZM39 90V91H38ZM61 90V91H60ZM206 90V91H205ZM214 90V91H213ZM226 90H230V89H226ZM59 91L61 92V93H64V95L66 96V97H68V96H70V98L68 97V99L67 98H65V100H66V104H69V105H74L75 103H77V100H78V102L79 103H77V104H79V105H81V106H83L84 107V109L87 107V106H89V107H87L86 109L87 110H94V111H87L86 109V112H85V118H84V120L86 121V123H88L89 124V126L88 127H90V129L88 128V127H82L81 126V124H80V126H79V122H77V120L75 119V118H73L74 116L72 115V112H70L69 111V109L67 110L66 109V107H61V105H59V104H57V103H55V102H53L52 100H50V99H54V96H56L58 93H59ZM88 91V92H87ZM138 91H139V93L140 94H138L137 95V93H138ZM145 91H146V93H145ZM191 92V94H192V97H194V99H195V94H194V92ZM26 92V93H25ZM33 92V93H32ZM57 92V93H56ZM87 92V93H86ZM143 92V93H142ZM39 93V94H38ZM70 93V94H69ZM148 93V94H147ZM216 93V94H215ZM34 94V95H33ZM36 94V95H35ZM56 94V95H55ZM89 96H87V95ZM107 94H108V96H107ZM52 95V97H50V99H49V96H51ZM86 95V96H85ZM141 95V96H140ZM143 95V96H142ZM10 96V97H9ZM21 96V97H20ZM35 98H34V97ZM47 96V97H46ZM73 96V97H72ZM85 96V97H84ZM8 97V98H7ZM12 97V98H11ZM27 97V98H26ZM82 97H83V100H82ZM144 97V98H143ZM4 98L6 99V101L4 100ZM24 98L25 99H27V101L25 100V102H23L24 101ZM33 98V99H32ZM73 100H72V99ZM91 98V99H90ZM110 98V99H109ZM7 99H9V100H7ZM15 99V100H14ZM23 99V100H22ZM37 99V100H36ZM45 99V100H44ZM48 99V100H47ZM89 101H88V100ZM107 99H108V101H107ZM13 101V103L11 104V101ZM30 100V101H29ZM35 100H36V102H35ZM38 100H40V102L42 103H40ZM46 100H47V103H46ZM72 100V102H70ZM141 100V102H139ZM172 102H170V101ZM169 100H167L168 102H166V104L165 103H163V105L165 106V108H163V105L161 106H158V108H160V109H162V110H164V111H160L161 112V114H162V112H163V114L164 115H162V117L163 118H166L165 120H166V122L168 121V124H167V127L169 126L171 129L170 130H175V131H177L176 129V124H174L175 123V121L172 119V117L167 113L166 114V111H167V108H169L170 106H172V105H174L175 104V100L172 98V99H169ZM172 100H174V102L172 101ZM227 101H225L224 103H223V108L221 109V111H217L216 112V114H218V113H220V112H222L221 113V116L223 115V112H224V110H226L227 108V110H229V107H230V109H231V111L233 112L234 111V108H233V106L230 104V100L229 99H226ZM4 101V102H3ZM16 101V103H14ZM20 103L21 102V104H17L18 102ZM29 101V102H28ZM33 103H32V102ZM44 101V102H43ZM75 101V102H74ZM88 101V102H87ZM92 101V102H91ZM110 101V102H109ZM112 101V102H111ZM138 101V102H137ZM146 101V102H145ZM2 102V103H1ZM8 102H9V104H11V107L10 108H8L7 107V104H8ZM31 102V103H30ZM37 102H39L40 104H41V106H43V107H45V103L47 104L46 105V109H45V112L42 114V113H40V111H39V106H40V104L39 103H37ZM69 102V103H68ZM74 102V103H73ZM85 102V103H84ZM228 102V103H227ZM25 103V104H24ZM28 103V104H27ZM35 103V104H34ZM50 103V104H49ZM73 103V104H72ZM81 103V104H80ZM141 104V106H142V108L141 107H139L140 105L139 104ZM151 103V102H150ZM149 103V104H150ZM168 103V104H167ZM17 104V105H16ZM22 104L24 105V106H22ZM87 104V105H86ZM136 104V105H135ZM139 106H138V105ZM170 104V105H169ZM27 105H34V107H28ZM37 105V106H36ZM50 105V106H49ZM58 105V106H57ZM84 105H86V106H84ZM94 105H95V107H94ZM133 105V106H132ZM226 105H228V107L226 106ZM150 107H148V108H152V109H154V107L153 106H155V105H153V103L152 104H150L149 105ZM175 106V105H174ZM28 107V108H27ZM35 107H37V108H35ZM50 107V109H48ZM58 107V108H57ZM92 107V108H91ZM136 107V108H135ZM157 107V106H156ZM24 110H23V109ZM29 108H32V109H29ZM33 108H34V110L35 111H32L33 110ZM63 108V109H62ZM90 108V109H89ZM94 108V109H93ZM97 110H96V109ZM133 108V109H132ZM134 108H135V110H134ZM141 108V109H140ZM9 109H11L10 111H9ZM27 109H29V111H26ZM131 109V110H130ZM137 109H139V110H137ZM165 109H166V111H165ZM198 109H199V107H198ZM8 110V111H7ZM37 110H38V113H37ZM48 112H47V111ZM64 110V111H63ZM67 110V111H66ZM134 110V111H133ZM227 110H226V112H227ZM14 111V112H13ZM23 111V112H22ZM24 111H25V113H24ZM32 111V112H31ZM53 111V112H52ZM58 111V112H57ZM61 111V112H60ZM63 111V112H62ZM97 111V112H96ZM127 111V112H126ZM128 111L130 112V113H128ZM46 112H47V115H45L46 114ZM137 112H139V114H140V116L138 115V113ZM187 110H186V112H185V115H186V117H187V115H189L188 117H191L192 115L189 113V114H187ZM4 113H6V115L4 114ZM51 113V114H50ZM52 113L54 114V116H56L57 118H58V115H59V120L56 118V117H54L53 116V118H52ZM57 113V114H56ZM69 113V114H68ZM88 113H90V114H88ZM93 113V114H92ZM126 113V114H125ZM143 113V114H142ZM21 114H23V115H21ZM29 114V115H28ZM38 114V115H37ZM87 114V115H86ZM130 114V115H129ZM166 114V115H165ZM215 114V115H216ZM9 115V116H8ZM29 117H27V116ZM33 117H32V116ZM35 115H37L36 117H35ZM41 115H43V116H41ZM61 115V116H60ZM64 115V116H63ZM93 115V116H92ZM95 115V116H94ZM113 115V116H112ZM142 115V116H141ZM169 115V116H168ZM6 116V117H5ZM25 116H26V118H28V120H26V118H25ZM45 116H47L50 120H52L51 122H50V120L48 119V121H47V119L46 118H43V119H45V120H43L42 119V117H45ZM50 116V117H49ZM88 116H90L89 118H91V120H89L88 119ZM12 119H11V118ZM62 117V118H61ZM97 119H96V118ZM168 117V118H167ZM169 117L171 118V119H169ZM7 118H10L9 119V121L7 120ZM32 118V119H31ZM35 120H34V119ZM63 118H65V120L63 119ZM68 118H70V120L68 119ZM71 118H72V120H71ZM86 118H87V120H86ZM96 120H95V119ZM144 118H145V115H144ZM29 119L30 120H34V123H32V121H29ZM115 119V120H114ZM17 120V121H16ZM26 120V121H25ZM37 120H39V121H37ZM67 120V122H65ZM173 120V121H172ZM12 121V122H11ZM24 121V122H23ZM41 121V122H40ZM43 121H45V122H43ZM75 121H76V123H75ZM95 123H94V122ZM172 123H171V122ZM210 122V124H212V126H213V124L215 125V122L212 120H209ZM2 122V123H3ZM9 124H8V123ZM21 122H22V127H21ZM27 122H28V125H27ZM38 122H40V123H38ZM52 123V124H50V123ZM54 122H59V123H61L62 124V126L64 127V129H65V126H67V129H66V131L69 133L70 131H72V132H70L69 134H70V137L69 138H71V139H69V138H67V139H64L63 140V138H58V137H52V138H50V139H47V140H45V141H40L39 140V137L38 138H36L37 137V133H39V132H42L41 130H43V131H45V130H49V128L48 127H51L52 128V125H53V123ZM67 123V124H65L64 125V123ZM70 122V123H69ZM71 122H72V124H71ZM111 122V123H110ZM112 122H113V125L115 124V127L112 125ZM10 123H11V125H10ZM31 123V124H30ZM78 123V124H77ZM15 124H16V127H15ZM20 125V127H19V125ZM24 124V125H23ZM34 124V125H33ZM43 124V125H42ZM49 124V125H48ZM70 124V125H69ZM75 124H76V126H75ZM118 124V125H117ZM173 126H175V127H173ZM9 125H10V128H9ZM30 125V126H29ZM38 125V126H37ZM93 125V126H92ZM96 125H98V126H96ZM12 126V127H11ZM27 126H29V127H27ZM33 127V129L34 130H32V127ZM43 126H45V127H43ZM8 127V128H7ZM20 129H19V128ZM26 129H24V128ZM35 127V128H34ZM39 127V128H38ZM43 127V128H42ZM48 129H47V128ZM78 129H77V128ZM80 127H81V129H80ZM119 127V128H118ZM169 127H168V129H169ZM16 128V129H15ZM28 128V129H27ZM36 128H37V130L38 129H40V130H38L39 132H33V131H37L36 130ZM69 128V129H68ZM84 128V129H83ZM85 128H86V130H85ZM92 128V129H91ZM96 128V129H95ZM101 128H103V129H101ZM174 128V129H173ZM15 129V130H14ZM22 129V130H21ZM83 129V130H82ZM98 129V130H97ZM17 130V131H16ZM69 130V131H68ZM78 130L81 132V131H83V133L86 131V134H85V136L87 137H91V139L90 138H88L87 139V141H79V142H77L79 139H76L75 138V136H76V133H74V132H77V133H79L78 132ZM85 130V131H84ZM87 130H89L88 132H87ZM93 130V131H92ZM96 130V131H95ZM101 130V131H100ZM16 131V132H15ZM20 131H22V132H26V134H25V132H24V134L25 135H27V136H25L26 138H24V134H22V132H20ZM30 133H29V132ZM92 131V132H91ZM95 131V132H94ZM5 134H4V133ZM20 133L21 135H23V138H24V142L23 143H25V144H27V146L25 145L24 146V144H23V146L25 147V148H19V147H17L18 145H17V143L14 141V137H12V136H15L14 134H17V133ZM32 132V133H31ZM96 132H99V134L98 133H96ZM2 133V134H1ZM9 133L10 134H12V135H9ZM30 135H29V134ZM92 133V134H91ZM97 135H96V134ZM101 133V134H100ZM7 134V135H6ZM36 136H35V135ZM104 134H106V135H104ZM133 134H134V136H133ZM32 135V136H31ZM93 135V136H92ZM96 135V136H95ZM99 135V136H98ZM101 135V136H100ZM109 135V136H108ZM131 135V136H130ZM102 136L104 137V138H102ZM29 137H33V141L32 142H30L31 140H32V138H29ZM93 137V138H92ZM95 137V138H94ZM102 139H101V138ZM118 137H120V138H118ZM131 137V138H130ZM135 137V138H134ZM162 137V138H161ZM10 138H12V139H10ZM53 138H55V139H53ZM124 138V139H123ZM162 139V141H161V139ZM36 139V140H35ZM57 139V140H56ZM117 139V140H116ZM131 139H133V140H131ZM135 139H137L136 141H135ZM5 140V142L8 144L9 143V145L7 146V144H5L3 141ZM11 141L12 142V144H10L11 142H7V141ZM39 142H38V141ZM98 140V141H97ZM101 140V141H100ZM127 141V142H125V141ZM156 141V143H154V141ZM158 140V141H157ZM50 141V142H49ZM52 141H53V143H52ZM66 141V142H65ZM71 141V142H70ZM92 143H91V142ZM129 141H130V143H129ZM136 143H135V142ZM226 141V142H225ZM28 142V143H27ZM65 142V143H64ZM75 142V143H74ZM125 142V143H124ZM133 144H132V143ZM1 143H3V144H1ZM15 144V146H14V144ZM42 143V144H41ZM51 143V144H50ZM79 143V144H78ZM216 143V142H215ZM230 145H229V144ZM245 143V144H244ZM247 143V144H246ZM4 144L6 145V146H4ZM29 144L31 145V146H29ZM49 144V145H48ZM73 144V145H72ZM82 144V145H81ZM108 144V145H107ZM120 144V145H119ZM125 144V145H124ZM129 144H130V147H129ZM150 144H153V145H151L150 146ZM163 144V145H162ZM217 144H218V142H217ZM217 144H215V145H217ZM225 144H228V145H225ZM15 147H13V146ZM17 145V146H16ZM40 145H42V146H40ZM46 145V146H45ZM87 145V146H86ZM127 145V146H126ZM134 147L133 149L135 150L136 149V147H137V149L135 150V151H137V153H139V152H142V153H139L140 155H142L143 153H144V151L146 152V150H147V152H146V154L144 153L142 156L143 157H149L150 155H154V157H153V155L151 156V157H153V158H151V157H149L150 159H153L154 160V162H153V164L152 163H150L149 165H151L152 166V168L154 169L155 167H153V165L154 166H158L159 167V165H160V168H158V169H156L155 168V171H156V173H155V171H154V173L151 171V170H153V169H150L149 168V165H146L145 163L143 164V163H139V162H136L135 163V161H132V164L134 165V166H130V165H132L131 163H130V168H129V170H128V165L126 166L125 164H124V166L126 167H124L123 166V164H120L121 163V161H119V160H116V158H114V157H112V158H110L109 157V155L111 154V152L113 153V152H116V151H118L119 149H128V148H131L132 146ZM159 145V146H158ZM161 145V146H160ZM175 145H177V146H175ZM214 145V146H215ZM261 145V147H258V146H260ZM44 146V147H43ZM63 146V147H62ZM86 148H85V147ZM124 146V147H123ZM150 146V147H149ZM163 146V147H162ZM189 146V147H188ZM227 146V147H226ZM231 146V147H230ZM241 146V147H240ZM244 146H246V148L244 147ZM5 147H8V149L6 148V152H5V149H3V148H5ZM10 147H11V149H10ZM67 147V148H66ZM68 147H70V148H68ZM117 148V149H115V148ZM173 147H175L174 149V151H173ZM234 147H236V148H234ZM27 148V149H26ZM40 148V149H39ZM52 148H53V150H54V148H56L57 150V152H55V150L53 151L52 150ZM74 148V149H73ZM106 148V149H105ZM155 148H157L156 150L157 151H155ZM160 148H162V149H160ZM183 148V149H182ZM184 148H185V150H184ZM187 148V149H186ZM189 148V149H188ZM220 148V147H219ZM227 148V149H226ZM238 148V149H237ZM260 148V149H259ZM15 149H19V151H20V149H21V151L23 152H19V154H18V151L17 150H15L16 151V153H13L14 154V157H16V158H19L20 160H18V162H17V159H12L11 161H15L14 162V164H13V162H9V161H5L6 160V158L10 155V153L11 152H15L14 150ZM24 151H23V150ZM39 149V150H38ZM51 149V150H50ZM58 149H60V150H58ZM64 149V150H63ZM65 149H66V151H65ZM86 149V150H85ZM110 150V149H112V150H110V152L109 151H107L106 152V150ZM115 149V150H114ZM145 149V150H144ZM177 149V150H176ZM232 149V150H231ZM244 149L246 150L247 149V151H244ZM7 150H9V152H7ZM33 150V151H32ZM47 150V151H46ZM69 150V151H68ZM72 150V151H71ZM74 150V151H73ZM83 150V151H82ZM139 150V151H138ZM142 150V151H141ZM188 150H190V151H188ZM224 150V151H223ZM228 150H230V151H228ZM234 150V151H233ZM240 150H241V152H240ZM252 150V151H251ZM260 150L261 151H263V152H260ZM42 151V152H41ZM45 152V154L47 155V158H46V155H43V153ZM49 151V152H48ZM52 151V152H51ZM87 151H89V152H87ZM148 151H149V153H150V155H148L149 153H148ZM153 151H154V153H153ZM161 151V152H160ZM163 151V152H162ZM165 151H166V153H165ZM178 151V152H177ZM212 151V152H211ZM226 151V152H225ZM238 151V152H237ZM258 153H257V152ZM39 152V153H38ZM48 152V153H47ZM51 152V153H50ZM65 152H66V154H65ZM68 152V153H67ZM71 152V153H70ZM76 153V154H74V153ZM82 152V153H81ZM92 152V153H91ZM170 153V154H173V156H175V157H172V155L170 156V154H168V153ZM188 154H187V153ZM234 152V153H233ZM246 154H245V153ZM252 152V153H251ZM255 152V153H254ZM30 153V154H29ZM70 153V155H68ZM104 153H107V154H104ZM159 153V154H158ZM160 153H162V154H160ZM163 153H165V154H163ZM176 153V154H175ZM177 153L179 154V155H177ZM183 153H186V155L185 154H183ZM205 153V154H204ZM223 153V154H222ZM225 153V154H224ZM230 153V154H229ZM238 153V154H237ZM249 153V155H247ZM260 153V154H259ZM262 153V154H261ZM3 154V155H2ZM8 154V155H7ZM12 154V155H13ZM16 154V155H15ZM21 157V155L23 156V157H18V155ZM27 154V155H26ZM35 154V155H34ZM54 154H56V157H54L55 155ZM73 155V158H72V155ZM158 154V155H157ZM180 154H183L185 157H184V160H183V155H181V157H180ZM190 154V155H189ZM191 154H193V155H195V156H192ZM201 156H203L205 159H206V161H205V159L203 158V157H200V155ZM235 154H237L238 156H239V158H238V156L237 155H235ZM251 154V155H250ZM257 154H258V156H257ZM25 155V156H24ZM37 155V156H36ZM41 155L42 156H44L45 158H44V160H45V162H43L44 164H46V159L47 160H49V161H47L48 163L46 164V165H44L42 162H40V160H43L42 159V157H41ZM67 155V156H66ZM76 155V156H75ZM104 155V156H103ZM148 155V156H147ZM156 155L158 156V157H156ZM163 157H162V156ZM166 155V156H165ZM197 155H199V156H197ZM223 155V156H222ZM243 155V156H242ZM256 157H254V156ZM261 155V156H260ZM27 156V157H26ZM39 156V157H38ZM59 156V157H58ZM101 156V157H100ZM192 158V157H194V158H192V160H190V158ZM221 156V157H220ZM231 156V157H230ZM241 156V157H240ZM24 157H26V158H24ZM31 158L30 160H29V158ZM54 159H56V160H52L53 158ZM71 159H73L72 161L71 160H69V158ZM86 157V158H85ZM89 157V158H88ZM93 157V158H92ZM162 157V158H161ZM188 157V158H187ZM195 157H197L198 158V160H199V162H198V160H197V158H195ZM201 158V160H200V158ZM208 157H209V159H208ZM210 157H211V159H210ZM225 157V158H224ZM248 157V158H247ZM250 157V158H249ZM259 157V158H258ZM5 158V159H4ZM26 160V159H28L29 160V163L27 162L26 163V161H28V160H26L25 162H23L24 161V159ZM34 158V159H33ZM35 158H36V162L34 161L35 160ZM51 158V159H50ZM65 158H67V159H65ZM90 158H92V159H90ZM100 158V160H98ZM109 159V161H108V159ZM156 158H161V159H157V160H155ZM169 158V159H168ZM175 158V159H174ZM181 160H180V159ZM217 158V159H216ZM228 158V160L226 161L225 159H227ZM247 158V159H246ZM261 158V159H260ZM22 159V160H21ZM61 159V160H60ZM63 159H64V161H63ZM84 159V160H83ZM90 159V160H89ZM106 161H105V160ZM171 159V160H170ZM173 159V160H172ZM178 159V160H177ZM188 161H186V160ZM197 161H196V160ZM203 159H204V161H203ZM246 159V160H245ZM50 160L51 161H56V163L57 164H59L58 165V168H56L55 169V172H54V169L53 170H50L52 167H49V162H50ZM59 160V161H58ZM67 160V161H66ZM94 160H95V162H94ZM102 160V161H101ZM161 160H162V162H161ZM169 160V161H168ZM174 160H175V162H174ZM179 160L180 161H183V164H182V162H179ZM208 160V161H207ZM223 160H225V161H223ZM3 161V162H2ZM85 161V162H84ZM91 161H93V163L91 162ZM97 161V162H96ZM99 161V162H98ZM101 161V162H100ZM111 161V162H110ZM113 161H114V163H113ZM119 161V162H118ZM157 161H159L158 163H157ZM170 161H172V162H170ZM176 161H177V163H176ZM193 161V162H192ZM201 161V162H200ZM223 161V162H222ZM247 161V162H246ZM6 162V163H5ZM9 163V165L10 166H7L8 165V163ZM17 162V163H16ZM33 164H32V163ZM71 162H72V164H71ZM77 162V163H76ZM103 162H106V163H104L103 164ZM161 162V163H160ZM170 162V163H169ZM196 162L197 163H199V164H196ZM208 162H209V164H208ZM227 162H229V163H227ZM24 163V164H23ZM74 163V164H73ZM79 163V164H78ZM93 165H92V164ZM101 163H102V165H101ZM114 164L115 165V167L114 166H112V164ZM123 163V162H122ZM170 165H169V164ZM176 165H174V164ZM185 163H186V166L184 167V165H185ZM192 163V164H191ZM202 163H203V167H202ZM206 163V164H205ZM211 163V164H210ZM220 163V164H219ZM248 163V164H247ZM262 163V164H261ZM4 164V165H3ZM13 164V166H11ZM15 164H17L16 166H15ZM29 164V165H28ZM30 164H32L31 166L33 167V170H32V167L30 166ZM37 164V165H36ZM77 166H76V165ZM111 164V165H110ZM139 164V165H138ZM180 164H182V165H180ZM190 164V165H189ZM194 164H196L195 166L196 167H198V165H201V168H200V166L198 167V168H196V167H194V166H192V165H194ZM208 164V165H207ZM222 164V165H221ZM230 164V165H229ZM231 164H232V166H231ZM21 165V166H20ZM24 165V166H23ZM28 165V166H27ZM39 165L41 166V167H39ZM72 165H74L75 166V168L73 169L72 168ZM87 165V166H86ZM96 165V166H95ZM97 165H98V167H97ZM99 165H101V166H99ZM120 167H119V166ZM168 165V166H167ZM180 165V166H179ZM215 165V166H214ZM231 166V168L230 167H228V166ZM15 166V167H14ZM24 168H23V167ZM26 166V167H25ZM30 166V167H29ZM81 166V167H80ZM86 166V167H85ZM95 166L97 169H98V172L100 171L101 173H100V179L101 180H99V179H95V178H93L92 176H90V175H92V172H91V170L93 171V167ZM109 166V167H108ZM136 166V167H135ZM139 166V167H138ZM144 166H145V168H144ZM150 166V167H151ZM170 166V167H169ZM175 166V168L176 169H178L177 170V172H179V173H176V169L175 168H172V167H174ZM181 166H183V167H181ZM190 167V170H189V167ZM206 166H207V168H206ZM209 166V167H208ZM221 166H225L226 168H227V171H226V169H225V167H220ZM236 166V167H235ZM27 167H29V169L27 168ZM37 167H39V169L37 168ZM63 167V168H62ZM79 167V168H78ZM89 169H88V168ZM91 167V168H90ZM105 167V168H104ZM107 167H108V170H107ZM133 167H135L136 168V170H134V168ZM138 167V168H137ZM147 167V168H146ZM168 167V168H167ZM211 167H213V168H211ZM8 168V170H6ZM10 168H12V169H10ZM14 168V169H13ZM20 168V169H19ZM42 168V169H41ZM48 168H50V169H48ZM60 168H62V169H60ZM78 168V169H77ZM84 169V172L82 171L83 169ZM87 168V171L85 170ZM95 168V169H96ZM101 168V169H100ZM133 170H132V169ZM183 168L185 169V170H183ZM194 168H195V170L196 169H199L198 170V172L196 171V172H194L193 170H194ZM205 168V169H204ZM220 168V169H222V170H218V169ZM233 168V169H232ZM235 168V169H234ZM237 168V169H236ZM239 168V169H238ZM22 169V170H21ZM27 171H26V170ZM36 169V170H35ZM59 171H58V170ZM75 169H77L76 170V172H75ZM94 169V170H95ZM100 169V170H99ZM119 171H118V170ZM125 169V170H124ZM130 169H131V171H130ZM174 169V171L175 172H173L172 173V170ZM182 169V170H181ZM202 169V170H201ZM206 169H208L207 171H206ZM225 169V170H224ZM258 169V170H257ZM35 170V171H34ZM38 170H39V172H38ZM45 170H47V171H45ZM49 170H50V173H49ZM61 170V171H60ZM65 170V171H64ZM74 170V171H73ZM102 170H107V172H108V174H107V172H105V171H102ZM128 170V171H127ZM170 170V171H169ZM203 172V174H202V172ZM231 170V171H230ZM238 170V171H237ZM243 170H244V173H242L243 172ZM255 170V171H254ZM12 171V172H11ZM20 171V172H19ZM24 173H23V172ZM36 171L38 172L37 174H36ZM46 173H45V172ZM55 173V175L53 174V172ZM58 171V172H57ZM71 173H70V172ZM90 173H89V172ZM95 171H97V170H95ZM149 171H151V172H149ZM159 173H158V172ZM169 171V172H168ZM184 171V172H183ZM194 173H193V172ZM200 171V172H199ZM208 171H210V172H208ZM259 171H261V172H259ZM23 174H22V173ZM27 172H29V173H27ZM31 172H35L34 174H31ZM74 174H73V173ZM77 172L79 173V172H81V173H83V174H77ZM87 172V173H86ZM94 172V171H93ZM111 172V173H110ZM127 172V173H126ZM129 172V173H128ZM133 172V173H132ZM171 172V173H170ZM181 172V173H180ZM208 173V174H206V173ZM13 173V174H12ZM41 173V174H40ZM45 173V174H44ZM66 173V174H65ZM67 173H68V175H67ZM169 173V174H168ZM183 173V174H182ZM195 173H197L196 174V176L194 175ZM205 173V174H204ZM238 173V174H237ZM257 173V174H256ZM261 173V174H260ZM12 174V175H11ZM43 174V175H42ZM65 174V175H64ZM87 174H89V175H87ZM103 174H107V175H103ZM153 174V175H152ZM182 174V175H181ZM186 174V175H185ZM259 174V175H258ZM71 175H73V176H71ZM87 175V176H86ZM103 175V176H102ZM159 175V177H157ZM165 175V176H164ZM167 175V176H166ZM171 177H170V176ZM172 175H173V177H175L174 179H176V178H178V185L180 184H182L181 186L179 185H173V186H166V185H161L162 183V181L163 180H165V179H167V178H173L172 177ZM176 175V176H175ZM183 175L185 176V181H188V182H185L184 180H183ZM192 175H194V176H192ZM198 175V176H197ZM206 175V176H205ZM207 175H209V176H207ZM253 175V176H252ZM258 175V176H257ZM37 176V177H36ZM47 176V177H46ZM77 176H83V178H84V180L83 179H78L77 178ZM102 176V177H101ZM105 176V177H104ZM107 176V177H106ZM180 176H182L183 178L181 179V177ZM188 176V177H187ZM191 176V177H190ZM259 176H261L260 178H259ZM26 177V178H25ZM39 177V178H38ZM58 178L57 180H56V178ZM62 177V178H61ZM67 177V178H66ZM93 178V180L91 181V179ZM113 177V178H112ZM134 177V178H133ZM193 177V178H192ZM203 177H205V178H203ZM207 177V178H206ZM48 178H50L51 180H49ZM53 178V179H52ZM55 178V179H54ZM86 178V179H85ZM109 178H110V180H109ZM133 178V179H132ZM137 178V179H136ZM158 178V179H157ZM201 178V179H200ZM216 179V181H220V182H218V184H217V182L215 181V179ZM234 178V179H233ZM36 179H37V181H36ZM66 181H65V180ZM69 179H71V180H69ZM73 179H75L77 182L75 183L74 182V185L72 186V185H70V183L72 184L73 183V181H75V180H73ZM87 179H89L88 181H87ZM107 179H108V182L109 181H112V182H107V183H105L106 181H107ZM151 179V180H150ZM161 179V180H160ZM199 179V180H198ZM233 181H232V180ZM237 179V180H236ZM245 179V180H244ZM52 180L54 181V180H56V181H54V182H52ZM78 180H79V182H78ZM97 180V181H96ZM99 180V181H98ZM144 180V181H143ZM148 180V181H147ZM158 180V181H157ZM177 180V179H176ZM181 180L183 181V182H181ZM190 180V181H189ZM206 180V181H205ZM214 180V181H213ZM222 180V181H221ZM237 181V182H235V181ZM262 180V181H261ZM50 181V182H49ZM67 181H68V185L66 184L65 185V183H67ZM82 181V182H81ZM84 181H86V182H84ZM103 181V182H102ZM126 181V182H125ZM135 181V182H134ZM140 181V182H139ZM142 181V182H141ZM151 181V182H150ZM161 181V182H160ZM199 181H201V182H203V183H207V181L209 182L208 184H206L208 187L206 188L207 189V191H206V193L203 191V194H202V196L203 195H205V196H203V198H201V199H204L203 201H201V200H199V201H196V199H195V195H194V193H195V187L197 186V184H198V182ZM240 181V182H239ZM28 182L32 185V186H29V184H28ZM40 184H39V183ZM53 184H52V183ZM58 182H60V183H58ZM82 184H81V183ZM88 182V183H87ZM93 182H95V184L93 183ZM99 182H102V185L104 184V187H101L102 185L99 183ZM139 182V183H138ZM146 182H148V184L146 183ZM160 182V183H159ZM177 182V181H176ZM180 182V183H179ZM192 182H194V183H192ZM197 182V183H196ZM227 182V183H226ZM51 183V184H50ZM55 183V184H54ZM64 185H63V184ZM78 183V186L77 187H79V186H81V187H83V188H81V187H79V188H77L76 189V186H75V184H77ZM85 183H87V184H85ZM92 185H91V184ZM140 183H143V185L142 184H140ZM146 185H145V184ZM186 183V184H185ZM188 183V184H187ZM225 183V184H224ZM234 184V185H237V186H235V188H236V190H232L229 186H227V185H229V184ZM41 184H43V185H46V186H43V185H41ZM47 184H48V187H47ZM81 184V185H80ZM90 184V185H89ZM97 184V185H96ZM131 184V185H130ZM134 184V185H133ZM139 184V185H138ZM191 184V185H190ZM226 185L225 187H224V185ZM35 185H36V187H35ZM85 185H86V189H85ZM100 185V186H99ZM107 185H109L110 187H108ZM116 185V186H115ZM129 185H130V187H129ZM144 185H145V187L147 186L148 187V189L146 190H143L145 187H144ZM159 185H161V187H162V189H161V187L159 186ZM185 185H188V186H186L185 187ZM193 185H196V186H194L193 187ZM211 185H212V187H211ZM214 185V186H213ZM239 185V186H238ZM243 185H244V187H243ZM258 185V186H257ZM53 186V189H51V187ZM57 186H59V187H57ZM92 186V187H91ZM98 186V187H97ZM106 186V187H105ZM115 186V187H114ZM133 186V187H132ZM134 186H136L137 187V189H136V187H134ZM139 186V187H138ZM140 186H143L142 187V189L140 188ZM160 188H159V187ZM209 186H210V188H209ZM219 186H221V187H223V189L221 188H219ZM241 186V187H240ZM29 187V188H28ZM39 188V189H41L40 191L38 190V189H35V188ZM41 187V188H40ZM56 189H55V188ZM66 187V188H65ZM71 187V188H70ZM74 188V190H73V188ZM99 187H101V188H99ZM118 187V188H117ZM132 187V188H131ZM146 187V188H147ZM156 187H157V189H160V190H157L156 189ZM180 189L181 187V189L179 190L178 188ZM190 187V188H189ZM242 188V189H240V188ZM28 188V189H27ZM46 188H47V190H46ZM60 188H61V190H60ZM65 188V189H64ZM102 188H107V189H109V190H107L106 189V191H104V189H103V191H100V190H102ZM111 188H113V189H111ZM130 188V189H129ZM138 188L140 189V191H138ZM164 188V189H163ZM170 188V189H169ZM213 188V189H212ZM219 188V189H218ZM226 188V189H225ZM228 188V189H227ZM30 189V190H29ZM36 190V191H34V190ZM43 189H45V191H48L49 190V192H45ZM60 191H59V190ZM63 189V190H62ZM70 189H71V191H70ZM78 189H82L81 191L80 190H78ZM118 189V190H117ZM156 189V190H155ZM171 189H173V190H171ZM175 189V190H174ZM178 189V190H177ZM191 189H193L192 191H191ZM214 189H215V191H214ZM246 191H245V190ZM250 189V190H249ZM33 190V191H32ZM38 190V191H37ZM51 190V191H50ZM65 190V191H64ZM67 190H69V192L67 191ZM119 190H120V192H119ZM132 190H137V191H132ZM154 190H155V193H154ZM162 190V192H160ZM165 190V191H164ZM166 190H170L169 191V195H167L168 194V191H166ZM182 190V191H181ZM184 190V191H183ZM209 190V191H208ZM221 190V191H220ZM224 192H223V191ZM239 190V191H238ZM250 191V192H248V191ZM260 190V191H259ZM53 191V192H52ZM57 191V192H56ZM66 192L67 191V193H63V192ZM84 191V193H82ZM85 191H87L86 193H85ZM111 191V192H110ZM143 191V192H142ZM152 191V192H151ZM163 191H164V194H162L163 193ZM172 191V192H171ZM176 191V192H175ZM178 191V192H177ZM180 191V192H179ZM187 191V192H186ZM193 192V193H191V192ZM215 193H214V192ZM218 193H217V192ZM242 191V192H241ZM262 191V192H261ZM7 192V193H6ZM32 192L34 193V194H32ZM35 192H36V194H35ZM38 192V193H37ZM61 194H60V193ZM76 192H79V194L78 193H76ZM89 192V193H88ZM95 192V193H94ZM101 194H100V193ZM103 192V193H102ZM106 192V193H105ZM114 192V193H113ZM131 192H133V193H131ZM136 192H138V193H136ZM147 192V193H146ZM149 192V193H148ZM158 192V193H157ZM159 192H160V194H159ZM171 192V193H170ZM183 192H184V195L185 194H188V200H187V198H185V196L183 197ZM186 192V193H185ZM189 192V193H188ZM237 192V193H236ZM244 192V194H242ZM246 192V193H245ZM20 193V194H19ZM29 193V194H28ZM31 193V194H30ZM40 193H42L41 195H39ZM45 193H47V194H45ZM52 195H51V194ZM53 193H56V194H53ZM70 193V194H69ZM72 193V194H71ZM93 193V195H91ZM118 193V194H117ZM128 194V196H127V194ZM143 194V195H138V194ZM144 193H145V195H144ZM152 195H151V194ZM153 193L155 194L154 196H153ZM179 193V194H178ZM182 193V194H181ZM26 194V195H25ZM45 194V196H43ZM49 194H50V196H49ZM58 194V195H57ZM64 194H66V195H64ZM86 194H87V196H86ZM103 194H106L107 195V197H106V195H104V198L106 197V199L108 200V201H106V199H104L103 198ZM108 194H109V196H108ZM111 194H113L114 196H112ZM116 194V195H115ZM124 194V195H123ZM131 196H130V195ZM133 194V195H132ZM148 194V195H147ZM149 194H150V196H149ZM177 194V196H175L176 198H174V196L173 195H176ZM181 194V195H180ZM193 194V195H192ZM210 194V195H209ZM215 194V195H214ZM218 194V195H217ZM221 194H223V195H221ZM224 194H225V197H224ZM230 194H231V196H230ZM238 194V195H237ZM241 194V195H240ZM5 195H6V197H5ZM19 195V196H18ZM22 195V196H21ZM33 195V196H32ZM46 195L49 197H47L46 198ZM69 195H71L73 198H75L76 200H73V198L71 197V196H69ZM86 196V197H84V196ZM99 196V198L97 197V196ZM102 195V196H101ZM118 195H121V196H118ZM164 195V196H163ZM167 195V196H166ZM172 195V196H171ZM192 195V196H191ZM207 195V196H206ZM212 195V196H211ZM221 195V196H220ZM226 195H228V196H226ZM237 195V196H236ZM243 195V196H242ZM25 196H27L28 198H29V203H27L28 202V200H27V202H26V197ZM37 196H38V198H40L41 199V201H40V199H38L37 198ZM56 196H57V198H56ZM58 196H60V197H58ZM62 196V197H61ZM63 196L65 197L64 199H63ZM74 196H76V197H74ZM89 196V198H87ZM94 198H93V197ZM100 196L102 197V198H100ZM117 196V197H116ZM126 196V197H125ZM149 196V197H148ZM156 196V197H155ZM158 196V197H157ZM171 196V197H170ZM187 196V195H186ZM209 196V197H208ZM211 196V197H210ZM220 196V197H219ZM237 198L238 196V198L236 199L235 197ZM246 196V197H245ZM249 196V197H248ZM5 197V198H4ZM26 198V199H23V198ZM31 197H33V198H31ZM35 197V198H34ZM44 197H45V199H44ZM53 197H55L56 199H54ZM66 197H68L69 198V200H68V198L66 199ZM109 197L111 198H115L116 199V201H115V199H114V201H113V199L111 198L110 200L111 201H109ZM119 197V198H118ZM131 197V198H130ZM136 199H135V198ZM147 197L150 199L151 198V200H149V199H147ZM161 197V199H160V201H159V198ZM167 199H166V198ZM168 197H170V200H169V198ZM194 197V198H193ZM213 197V198H212ZM215 197V198H214ZM219 197V198H218ZM221 197H222V199H221ZM224 197V198H223ZM229 197V198H228ZM245 197V198H244ZM43 198V199H42ZM51 198H53V201H52V199ZM59 198H61L60 200L62 201V203H58V202H61L60 200H59ZM79 198H81V199H83L82 200V203H81V199H79ZM85 198H87V200H88V202L86 201V199ZM126 198V200H124ZM144 198V199H143ZM145 198L147 199L146 201H145ZM153 198H154V200H153ZM156 198H158L156 201H155V199ZM173 198V199H172ZM179 198H181V199H179ZM226 198H228V199H226ZM231 198V199H230ZM240 198H242V199H240ZM17 199V200H16ZM96 201H95V200ZM101 200L102 199V201H99V200ZM104 199V200H103ZM120 199V200H119ZM137 199H138V201H137ZM166 201H165V200ZM172 199V200H171ZM174 199H177V200H174ZM185 199H186V201L188 202V205L187 206H185L184 205V202H185ZM194 199V201H192ZM209 199V200H208ZM220 199V200H219ZM16 200V201H15ZM32 200V202H30ZM56 200V201H55ZM66 202L67 200V203H65L64 201ZM78 200H79V202H78ZM86 202H85V201ZM122 200V202H123V200H124V202L123 203H119V201H121ZM182 200V201H181ZM217 201V202H220L219 204L217 203V205H216V203H214V201ZM230 200V201H229ZM232 200H234V205L232 204ZM21 201V202H20ZM23 201H25L26 202V204H25V207H21V206H23V205H21L20 206V204H22V203H25V202H23ZM36 201H38L37 203L39 204V202H40V204H41V206L39 205L38 206V204L37 203H35ZM71 201V202H70ZM72 201H74V203L72 202ZM90 201H92V202H90ZM113 201V202H112ZM142 201V202H141ZM143 201L144 202H146L145 204L143 203ZM150 201V202H149ZM179 203H178V202ZM184 201V202H183ZM223 201V202H222ZM227 201H229L227 204H226V202ZM262 201V202H261ZM33 202H34V204H33ZM45 202V203H44ZM75 202H76V204H75ZM95 204H94V203ZM98 202H103L101 205H99V204H97ZM104 202H106L107 203V205H106V203H104ZM114 204H112V203ZM114 202H117L116 203V205H115V203ZM138 202V204L136 205V203ZM152 202V203H151ZM157 202V203H156ZM160 202H162V203H160ZM173 202L175 203V204H173ZM181 202H183L182 204H181ZM193 202V203H192ZM198 205V206H196V204ZM204 202V205L202 204ZM211 202V203H210ZM218 207H215V205L213 204V203ZM239 202H240V204L242 205L240 208L238 207L240 204H239ZM244 202V203H243ZM246 202H248L247 204H248V206H247V204H246ZM19 203V204H18ZM48 203V204H47ZM57 203V204H56ZM64 203V204H63ZM71 203V204H70ZM81 205H80V204ZM86 203H87V207H86ZM112 205H111V204ZM125 203V204H124ZM141 203H143V204H141ZM149 205H148V204ZM167 203V204H166ZM208 203V204H207ZM224 203H225V205H224ZM230 203H231V205H230ZM12 204V205H11ZM30 205V204H32V205H30V206H28V205ZM54 205V207H52V205ZM74 204V206L75 205H77V204H79V206L77 205V207L75 206H73L72 207V205ZM89 204V205H88ZM105 204V205H104ZM110 206H109V205ZM117 204H119V206L117 205ZM122 204H124V206L122 205ZM140 204V205H139ZM160 204H162V206L164 205V209H163V207L160 205ZM169 204V205H168ZM177 204V205H176ZM192 204V205H191ZM194 204V205H193ZM202 204V205H201ZM211 204V205H210ZM223 205V207H224V209H222L223 207H221L220 205ZM244 204H245V206H244ZM263 204V205H262ZM26 205L28 206V209L26 208ZM50 205H51V207L52 208H48V207H50ZM56 205V206H55ZM58 205V206H57ZM66 205H70L71 207H69V206H66ZM105 207H104V206ZM144 205V206H143ZM146 205H147V207H146ZM157 205V206H156ZM159 205H160V207H159ZM166 205H168V206H166ZM172 205V206H171ZM180 205V206H179ZM183 207H185V208H183ZM207 205V206H206ZM238 205V206H237ZM12 206V207H11ZM15 206H16V208H15ZM18 206V207H17ZM20 206V207H19ZM35 206V207H34ZM37 206H38V208H37ZM43 206V208L45 209V211H48V209H49V214L51 215L52 214V212H53V219H52V217L50 216V218L49 217H46V216H49V214L47 213V212H43V214L44 215H46V216H44V218L45 219H43V218H41V217H43V216H41L42 215V213H40V212H42L43 210H42V207ZM48 206V207H47ZM64 206H65V208H64ZM81 206H83V207H81ZM100 206V207H99ZM101 206H103V207H101ZM121 206V207H120ZM142 206H143V208H142ZM155 206V207H154ZM171 206V207H170ZM195 206V207H194ZM203 206V207H202ZM210 206H212V207H210ZM214 206V207H213ZM220 206V207H219ZM234 206V207H233ZM2 207V208H1ZM34 207V209H30V208H33ZM57 207V208H56ZM62 207V208H61ZM66 207L69 209V211H71V209H75L76 211H79V212H81L83 209H85V210H83L81 213H79V212H77V213H79V215L80 216H78V214L76 213V212H74V211H71L72 213H73V216H72V213L70 214V212L66 209ZM95 208V209H92V208ZM98 207V208H97ZM108 207V208H107ZM110 207V208H109ZM151 207H154V208H151ZM161 207H162V209H161ZM177 207V208H176ZM201 207V209H199ZM233 207V208H232ZM254 207V208H253ZM18 208V209H17ZM25 208H26V210H25ZM46 208H48L47 210H46ZM63 208H64V210H63ZM71 208V209H70ZM83 208V209H82ZM101 208V209H100ZM102 208H104V209H102ZM123 208V209H122ZM142 208V209H141ZM145 208V209H144ZM146 208H148V209H146ZM156 208V209H155ZM159 208L161 209V211L159 212L158 210H159ZM168 208V209H167ZM169 208H170V210H169ZM174 209V211H172L171 209ZM190 208H192V209H190ZM195 208V209H194ZM205 208H207V209H205ZM219 208H220V210H219ZM226 208V209H225ZM243 208V209H242ZM15 209H16V212H15ZM36 209H38V210H36ZM54 209H56L57 211H54ZM63 210V211H60V210ZM80 209H81V211H80ZM91 209H92V211L94 210V212H97V214L96 213H94V212H92L91 211ZM106 209V210H105ZM182 209V210H181ZM184 209H186L185 211H184ZM198 211H197V210ZM217 209V210H216ZM228 209L230 210V211H228ZM235 209V210H234ZM239 209V210H238ZM241 209V210H240ZM18 210V211H17ZM25 210V211H24ZM29 210H31V211H29ZM50 210H51V213H50ZM53 210V211H52ZM67 210V211H66ZM103 210V211H102ZM105 210V211H104ZM122 210V211H121ZM138 210H140L139 211V213H140V215H139V213L137 212ZM144 211V212H142V211ZM146 210V211H145ZM148 210H150V212L148 211ZM156 210V211H155ZM163 210H164V213H163ZM165 210H168L169 212L170 211H172V212H170V214H169V212L168 211H165ZM203 210H205V211H203ZM209 210V211H208ZM214 210V211H213ZM219 210V211H218ZM222 210V211H221ZM225 210V211H224ZM233 210V211H232ZM22 211H23V215H22V217L21 216H19V214L21 213L22 214ZM27 211V212H26ZM31 212V213H29V212ZM35 211V212H34ZM66 211V212H65ZM98 211H102V213L100 214V212H98ZM116 211H118V212H116ZM130 211V212H129ZM134 213H133V212ZM148 211V212H147ZM151 211H152V213H151ZM155 211V213H156V215H155V213L153 214V212ZM177 211V212H176ZM182 211H184V212H181ZM188 213H187V212ZM193 211V212H192ZM208 211V212H207ZM212 213H211V212ZM222 213H221V212ZM225 213H224V212ZM4 212V213H3ZM18 212V215L16 214ZM40 214H39V213ZM63 212H65L64 214H63ZM69 213V216H68V214H66V213ZM88 212V213H87ZM89 212H90V214H89ZM152 214V215H155V217H157L156 218V221L155 222H157V223H161V224H155V222H153V224H154V226H152L155 230L157 229V231H158V235L157 234H154L155 233V230L153 229V231H152V228H149L150 227V225L148 224V223H150V222H147L146 221V217L148 216V214ZM175 212H176V214H175ZM180 212V213H179ZM191 212V213H190ZM199 214H198V213ZM218 212H220V214H222V215H220V214H218ZM230 212H232V213H230ZM236 212V213H235ZM13 213V214H12ZM27 213H29V214H27ZM35 213H36V217H35ZM55 213H57V214H55ZM62 213V214H61ZM85 213V214H84ZM91 213H92V215H91ZM125 213H127V214H125ZM131 213V214H130ZM133 213V214H132ZM146 213V214H145ZM162 213V214H161ZM171 213H174L175 215H177L176 217L174 216V215H172ZM196 215H195V214ZM204 213V214H203ZM215 213V214H214ZM228 215H227V214ZM20 214V215H21ZM25 214H27L28 215V217L27 216H24ZM34 214V215H33ZM75 214V215H74ZM99 214V216L97 217L96 215H98ZM114 214V215H113ZM122 214V215H121ZM130 214V215H129ZM137 214V215H136ZM144 214V215H143ZM159 214H161L160 216H159ZM164 214V215H163ZM169 214V215H168ZM178 214H180V215H178ZM182 214V215H181ZM184 214V215H183ZM188 214V215H187ZM192 214V215H191ZM261 214V215H260ZM14 215H16V216H14ZM32 215V216H31ZM39 215L41 216L40 218L42 219V220H40V218H39ZM62 215H65V216H62ZM71 215V216H70ZM100 215H102V216H100ZM116 215H118V216H116ZM125 215H127V216H130V217H127V216H125ZM134 215V216H133ZM137 217H136V216ZM143 215V217H141ZM170 215H172V217L171 218H173V219H177V220H183L182 222H181V224H180V222L179 223H177V225H175L176 223H174L173 222V219H171L170 218ZM189 215H191V216H189ZM204 215V216H203ZM208 215V216H207ZM214 215V216H213ZM217 217H216V216ZM17 216H19V217H17ZM32 218H31V217ZM55 216V217H54ZM74 216L76 217V218H74ZM90 216H92L91 218H90ZM95 216H96V218H99V220L97 219L96 221H95ZM108 216V217H107ZM110 216V217H109ZM116 216V217H115ZM120 216V217H119ZM167 216V217H166ZM169 216V217H168ZM181 216V217H180ZM195 216V217H194ZM196 216H197V218H199V219H197L196 218ZM201 216V217H200ZM206 216V217H205ZM218 216H222V217H219V218H221V219H219L218 218ZM230 216V217H229ZM233 218H232V217ZM31 218V220L30 219H28V220H25V218ZM64 217H65V220H64ZM86 217V218H85ZM87 217H88V219H87ZM93 217H94V219H93ZM102 217V219H103V222H102V219H100ZM118 217V218H117ZM127 217V218H126ZM184 219H183V218ZM187 217V218H186ZM189 217V218H188ZM211 217V218H210ZM215 217V218H214ZM224 217H228V218H230V219H228L227 221L229 222H227V221H224V222H227V224L225 225L222 221H223V219H224ZM263 217V218H262ZM14 218V219H13ZM39 218V219H38ZM47 218H48V220H50L51 219V221H49V222H47L48 220H47ZM56 218V219H55ZM57 218H58V220H57ZM77 218H79V219H77ZM105 218V219H104ZM110 218V219H109ZM111 218H112V220H111ZM115 218V219H114ZM120 218V219H119ZM121 218H122V220H121ZM126 218V219H125ZM135 218V219H134ZM140 218V219H139ZM143 218H144V220H143ZM161 218H163V219H161ZM167 218H169V220H167ZM179 218V219H178ZM191 218V219H190ZM201 218V219H200ZM231 218L233 219V220H231ZM36 219V220H35ZM63 219V220H62ZM72 219H75V221L74 220H72ZM77 219V220H76ZM124 219V220H123ZM128 219V220H127ZM136 219H138V220H136ZM194 220L195 222H193L192 221V223H190L191 222V220ZM202 219H204V221L202 220ZM207 221H206V220ZM210 219V220H209ZM220 221H219V220ZM255 219H257L256 221H255ZM259 219V220H258ZM44 220V221H43ZM69 220V221H68ZM72 220V221H71ZM88 220V221H87ZM95 222H94V221ZM107 220V221H106ZM112 221V222H110V221ZM114 220H116V221H114ZM127 220V221H126ZM135 220V221H134ZM159 220V221H158ZM166 220V221H165ZM172 220V221H171ZM174 220V221H175ZM188 222H187V221ZM200 221V222H198V221ZM209 220V221H208ZM213 220L215 221V222H213ZM218 220V221H217ZM224 220H226V218L224 219ZM260 220H262L263 221V223H262V221H261V224H259L260 223ZM43 221V222H42ZM62 221L63 222H65V223H62ZM68 223H67V222ZM71 221V222H70ZM82 223H81V222ZM92 221V222H91ZM123 223H122V222ZM142 221V222H141ZM146 222V224H145V222ZM168 221V222H167ZM203 223H202V222ZM205 221L208 223V224H206V227H204V228H199V227H203V226H205ZM233 221V222H232ZM254 221V222H253ZM29 222V223H28ZM41 222H42V224H41ZM58 222H61L60 224L58 223ZM77 222V223H76ZM94 222V223H93ZM97 222V223H96ZM100 222H102V224L100 225ZM115 222V223H114ZM134 222V223H133ZM136 222H137V224H136ZM139 222H141V223H139ZM163 222V223H162ZM164 222H165V224H164ZM170 222L171 223H173V224H170ZM176 222V221H175ZM185 222H187V223H185ZM217 222H219V224H217ZM221 222V223H220ZM253 222V223H252ZM21 223V224H20ZM72 223V224H71ZM81 225H79V224ZM106 223V224H105ZM111 223H113V224H111ZM125 223V224H124ZM168 223V224H167ZM195 225H194V224ZM196 223H198V225H199V227L196 225ZM200 223V224H199ZM232 225H231V224ZM255 223V224H254ZM36 224V225H35ZM42 226H41V225ZM50 224V225H49ZM74 224V225H73ZM77 224V225H76ZM84 226H83V225ZM94 224V225H93ZM98 224L96 225V226H94L95 228H97L98 229ZM111 224V225H110ZM116 224V225H115ZM132 224H133V226H132ZM140 224V225H139ZM143 224H144V226H143ZM179 224V225H178ZM185 224H186V226H185ZM202 224H204L203 226H202ZM222 224V225H221ZM230 226H229V225ZM252 224H254V226H253V228H252ZM258 224V225H257ZM263 224V225H262ZM23 225V226H22ZM54 225H57V227L60 229H58L56 226H54ZM59 225V226H58ZM63 225V226H62ZM69 228H67L66 226ZM72 225V226H71ZM109 225V226H108ZM113 225H115V226H113ZM118 225V226H117ZM160 225H162L163 226V229H161L162 227L160 226ZM166 225H168V226H166ZM172 225L175 227V229H176V232H175V230L173 229V227H172ZM181 225H183V227L181 226ZM191 227H190V226ZM212 225V227H210ZM215 225V226H214ZM218 225V226H217ZM236 225V227H234V226ZM43 226H45L44 227V229H43ZM52 226V227H51ZM83 226V227H82ZM140 226V227H139ZM164 226H166V227H164ZM170 226V227H169ZM176 226H178V230H177V227ZM179 226H181L182 228H180ZM209 226V227H208ZM226 226H229V227H227L226 228ZM232 226V227H231ZM250 226V227H249ZM258 228H257V227ZM2 227V228H1ZM13 227H14V229H13ZM33 227V228H32ZM47 227H50V228H48L47 229ZM55 227V229L57 228L58 229V231H56L55 229H53ZM64 227V228H63ZM66 227V228H65ZM144 227V228H143ZM145 227H147L146 229H145ZM160 227V228H159ZM184 227H186L185 229H184ZM196 227V228H195ZM215 227V228H214ZM216 227H218L217 229H216ZM222 227V228H221ZM239 227V228H238ZM255 227V228H254ZM261 227H262V229H261ZM170 228H172V230L170 229ZM188 228V229H187ZM195 228V230L196 231H198V232H196V231H194V230H192V229H194ZM209 228V229H208ZM229 228H232L231 229V233L229 234L230 236H228V239L227 238H225V236H222V234H223V232H225V230L226 231H228L229 230ZM242 228L244 229V230H242ZM260 228V229H259ZM2 229V230H1ZM43 229V231L45 232H43V231H41ZM65 229V230H64ZM82 229V230H81ZM84 229V230H83ZM166 229V230H165ZM169 231H168V230ZM179 229H181V231L179 230ZM198 229H202V230H198ZM213 229V230H212ZM220 229H221V231H220ZM224 229V230H223ZM239 229V230H238ZM253 229H259V230H253ZM34 230V231H33ZM46 230V231H45ZM52 232H51V231ZM106 230V231H105ZM187 230H189V231H187ZM208 230H210V233H209V231ZM216 230V231H215ZM233 230V231H232ZM251 230V231H250ZM4 233H3V232ZM53 231H56V232H53ZM61 231H64L63 233L61 232ZM67 231H69V232H67ZM149 231V232H150ZM165 231H167L166 233H165ZM180 231V232H179ZM208 231V232H207ZM221 232V234H220V232ZM223 231V232H222ZM243 231V232H242ZM248 231V232H247ZM258 231V232H257ZM38 234H37V233ZM42 232H43V234H42ZM81 232V233H82ZM162 232V233H161ZM164 232V233H163ZM183 232V233H182ZM189 232V233H188ZM196 232V233H195ZM202 232V233H201ZM26 233V234H25ZM40 233V234H39ZM55 233V234H54ZM159 233H161V234H159ZM179 233V234H178ZM190 233H192V234H190ZM193 233H194V238H193ZM209 233V234H208ZM213 233V234H212ZM232 233L234 234V236L232 235ZM241 233V235H239V234ZM244 235H243V234ZM248 233H250V234H248ZM254 233H256V234H254ZM25 234V235H24ZM43 236H42V235ZM50 234L51 235H55V236H52V238H51V236H50ZM61 234H63V235H61ZM119 233H115L114 232V235H116V236H114V238H113V236H110V237H108V238H111L109 241H108V239H103L102 238V240L100 239L99 241H98V246H100L99 248H100V250H102L103 252L101 253V255H102V257H106L107 255H108V257L106 258L107 260H105V261H103L105 258H103V260H101V263L103 262V264H108L109 263V261H110V263L111 264H113V263H116V264H132V262L134 261L133 259L134 258H132V256L134 257L135 255V261H136V264H146L147 262L145 261L146 260V256H144V255H142V254H145L144 252H143V250L140 248V246H138L137 244H134L133 245V248L136 250L135 252H133L130 256H127V257H123L121 254H117V256H116V258L115 257H113L112 256V259H111V257L109 256V251L108 250H105V245H106V243L108 242V245L109 246H111L110 248H111V250H115L116 249V247L118 246V244L120 243V240L121 239H119L120 237H119V235H118ZM171 234V235H170ZM174 234V235H173ZM252 234V235H251ZM30 235H31V237H30ZM148 235V236H147ZM151 235V236H150ZM168 235V236H167ZM172 235H173V238H170V237H172ZM177 235H179V236H177ZM182 235V236H181ZM188 236V237H184V236ZM191 235V236H190ZM200 237H198V236ZM207 235H208V237H209V239L207 238ZM211 235V236H210ZM217 235V238L215 237ZM248 235V236H247ZM49 236H50V238H49ZM57 236V237H56ZM60 236V237H59ZM118 236V237H117ZM159 238H158V237ZM162 236V237H161ZM203 236H205V240H207V241H205L204 240V237ZM246 236H247V238H246ZM35 237V238H34ZM54 237V238H53ZM182 237V239H180V238ZM212 238V240H210L211 238ZM214 237V238H213ZM229 237H230V240L231 239H233V240H229ZM232 237V238H231ZM46 238V239H45ZM62 238V239H61ZM116 238V239H115ZM163 238V239H162ZM167 238H169V239H167ZM175 238V239H174ZM179 238V239H178ZM189 239V240H187V239ZM196 238V239H195ZM197 238H199V240H197ZM223 238H225V239H227V240H225V239H223ZM242 238V239H241ZM4 239H6V240H4ZM8 239H9V241H8ZM57 239V240H56ZM166 239V240H165ZM172 239V240H171ZM180 240V241H178V240ZM237 239V240H236ZM241 239V240H240ZM248 241H247V240ZM4 240V241H3ZM47 240H48V242H47ZM52 242H51V241ZM107 240V241H106ZM114 240V241H113ZM116 240H118V241H116ZM164 240L166 241V242H164ZM168 240V241H167ZM177 242H176V241ZM184 240V241H183ZM196 240V241H195ZM214 240H215V243H214ZM244 240V241H243ZM6 241V242H5ZM12 243H11V242ZM14 241H15V243L17 244V245H19L21 248H23V245H27V246H25V248H27L26 250H25V248H24V250H22L19 246H18V248L17 247H15L16 249H18V250H16L15 248L12 250V245L11 244H13V245H15V243H14ZM60 241V242H59ZM62 241V242H61ZM111 241V242H110ZM173 241H175V242H173ZM197 241H199V242H197ZM201 241V242H200ZM203 241V242H202ZM217 241V242H216ZM240 241V242H239ZM4 242V243H3ZM58 242V243H57ZM101 242V243H100ZM103 242V243H102ZM105 242V243H104ZM160 242V243H161ZM168 242V243H167ZM172 242V243H171ZM179 242H180V244H179ZM194 242V243H193ZM228 242V243H227ZM252 242V243H251ZM2 243V244H1ZM7 243V244H6ZM48 243V244H47ZM61 243H64V244H60ZM111 243H113L114 245H113V247H112V245H110ZM116 243H117V245H116ZM167 243V244H166ZM171 244V246H170V244ZM175 243V244H174ZM179 244L180 245V247H179V245H177V244ZM184 243V244H183ZM187 243V244H186ZM189 243V244H188ZM205 243H206V245H205ZM209 243V244H208ZM219 243V244H218ZM236 243V244H235ZM6 246H5V245ZM22 244V245H21ZM174 244V245H173ZM204 244V245H203ZM239 244V245H238ZM241 244V245H240ZM57 245V246H56ZM65 245V246H64ZM103 245V246H102ZM225 245V246H224ZM235 245H237V246H235ZM243 245H244V247H243ZM31 246V247H30ZM59 246V247H58ZM177 246V248H175ZM189 246V247H188ZM214 246V247H213ZM216 246V247H215ZM221 246V247H220ZM252 246V247H251ZM171 247V248H170ZM175 249H174V248ZM187 247V248H186ZM200 248V249H197V248ZM206 247H208L207 249H206ZM213 247V248H212ZM224 247H230V248H232L233 250H230V248L228 249V248H224ZM236 249H235V248ZM246 247H248L247 248V250H246ZM254 247V248H253ZM60 248H62V250L60 249ZM172 249V251L170 250V249ZM221 248V249H220ZM241 248H242V251H241ZM246 250V251H244V249ZM252 248V249H251ZM21 249V250H20ZM35 249V250H34ZM64 249V250H63ZM104 249V250H103ZM160 249L162 250L161 251V253H160ZM176 249H178V251L176 252ZM190 249V250H189ZM203 249V250H202ZM210 249V250H209ZM212 249V250H211ZM225 251H224V250ZM228 249V250H227ZM16 250V251H15ZM55 250V251H54ZM59 251V253H57L58 251ZM60 250H61V252H60ZM158 250V251H157ZM167 250H168V252H167ZM174 250V251H173ZM186 250V251H185ZM193 250V251H192ZM202 250V251H201ZM209 250V251H208ZM240 251V253L239 254H237L236 252H238V251ZM11 251V252H10ZM14 253H13V252ZM17 251H20L18 254H16L17 256H15V255H13V254H15V253H17ZM28 251V252H27ZM35 251V252H34ZM107 253H106V252ZM139 251H141V253H139ZM163 251L165 252L166 251V254L165 253H163ZM188 251V252H187ZM190 251H192V252H190ZM195 251H197V252H195ZM208 251V252H207ZM220 251V254H219V256H215L214 254H216V253H218ZM222 251V252H221ZM233 252V254H232V252ZM65 252V254H63ZM110 252H113V251H110ZM137 252L139 253V256L142 258L143 256V258H142V260L143 261H141V258L140 259H138V258H136V257H138V254H137ZM170 252V253H169ZM174 252V253H173ZM180 252H181V255H180ZM196 254H195V253ZM204 252V254H206V256L204 255V254H202ZM225 252V253H224ZM227 252V253H226ZM248 252V253H247ZM252 253L251 254V256H250V254L249 253ZM7 253V257L6 256H4L5 254ZM10 253H11V255L14 257V259L12 258V256L10 255ZM24 253H27V255L26 254H24ZM57 253V254H56ZM169 255H168V254ZM177 253V254H176ZM200 255H199V254ZM209 253V254H208ZM225 255H224V254ZM231 253V254H230ZM29 254V255H28ZM34 256H32V255ZM61 254H63L62 255V257H61V259H60V257H58L59 255H61ZM156 256H155V255ZM173 256V257H171V255ZM175 254V255H174ZM192 254V255H191ZM198 254V255H197ZM208 254V255H207ZM230 254V255H229ZM235 254V255H234ZM243 254V255H242ZM11 257H10V256ZM49 255V256H48ZM121 255V256H120ZM142 255V256H141ZM178 255V256H177ZM209 255H210V257H209ZM4 256V257H3ZM11 258H9V257ZM39 258H37V257ZM159 256V257H158ZM166 256V257H165ZM186 256V257H185ZM195 256V257H194ZM198 256V257H197ZM221 256V257H220ZM226 256V257H225ZM243 256V257H242ZM247 256H249V258L247 257ZM28 257H29V259H28ZM31 257H33L34 258V260L33 259H31L30 260V258ZM58 257V258H57ZM65 257V260L63 259ZM123 257V259L125 260H123V259H119V258H122ZM154 257H155V259H154ZM179 257V258H178ZM185 257V258H184ZM192 257V258H191ZM196 258V259H194V258ZM202 257H203V259H202ZM212 257V260H210L209 258H211ZM233 259H232V258ZM237 257V258H236ZM3 258V259H2ZM37 258V259H36ZM109 258L111 259V260H109ZM118 258V259H117ZM127 258H129V261H127L128 259ZM132 258V260H130ZM160 258V259H159ZM163 258V260L161 261V259ZM167 258V259H166ZM170 258H176V259H178L177 261H176V259L174 260V259H170ZM191 258V259H190ZM200 260H199V259ZM217 258V259H216ZM219 258V259H218ZM227 258V259H226ZM239 258H242V259H239ZM253 258V259H252ZM20 259V260H21ZM36 259V260H35ZM102 259V258H101ZM117 259V261L116 262H114V260H116ZM145 259V260H144ZM152 259V260H151ZM158 259V260H157ZM181 259V260H180ZM189 259V260H188ZM193 259V260H192ZM215 259V260H214ZM226 259V260H225ZM235 259V260H234ZM247 259H249V260H247ZM251 259L253 260L252 262H251ZM12 261V262H10V261ZM28 260H30V261H28ZM46 260V261H45ZM57 260H59V261H57ZM113 260V261H112ZM122 260H123V262H122ZM192 260V261H191ZM195 260V261H194ZM202 260V261H201ZM204 260V261H203ZM216 260H218V261H216ZM230 260H232V261H230ZM4 261V262H3ZM37 261H39V262H37ZM120 261V262H119ZM156 261V262H155ZM164 261V262H163ZM184 261V262H183ZM187 261V262H186ZM189 261H191V263L189 262ZM194 261V262H193ZM214 261V262H213ZM219 261L221 262V263H219ZM233 261H235V262H233ZM242 261H244V262H242ZM250 261V262H249ZM6 262V263H5ZM35 262V263H34ZM129 262V263H128ZM141 262V263H140ZM158 262V263H157ZM166 262V263H165ZM168 262V263H167ZM178 262V263H177ZM227 262V263H226ZM242 262V263H241ZM246 262V263H245ZM248 262V263H247ZM14 264V263H13ZM67 264V263H66ZM133 264H135L134 262H133Z\"/></svg>",
    "mask_w": 264,
    "mask_h": 264
}]
</instances>
